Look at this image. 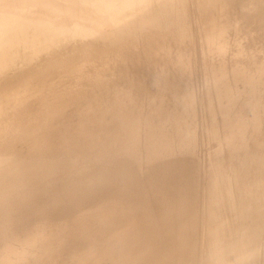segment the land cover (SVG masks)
<instances>
[{"label": "bare ground", "instance_id": "obj_1", "mask_svg": "<svg viewBox=\"0 0 264 264\" xmlns=\"http://www.w3.org/2000/svg\"><path fill=\"white\" fill-rule=\"evenodd\" d=\"M4 1V0H3ZM19 1V0H18ZM17 1V2H18ZM35 2H36V0H34ZM39 1V0H38ZM45 1V0H44ZM56 1V0H55ZM61 1V0H60ZM72 1V0H71ZM80 1V0H79ZM79 1L77 2V3H79ZM94 1V0H93ZM92 1V2H93ZM97 2H99V0H96ZM104 1V0H103ZM102 1V2H103ZM115 1V0H114ZM126 1V0H125ZM125 1H123V3L125 2ZM129 2H131L130 0H128ZM138 1V0H137ZM147 1V0H146ZM145 1V2H146ZM154 1H156V0H154ZM161 1V4H162V0H160ZM170 1V0H169ZM173 1V0H172ZM171 1V2H172ZM178 1V0H177ZM194 1V0H193ZM193 1H191L192 2V5L194 4L195 5V3H193ZM201 1V0H200ZM205 1L206 0H204V4H206L205 3ZM208 1V0H207ZM206 1V2H207ZM214 1H216V0H214ZM220 0H218V2H219ZM227 1H229V0H227ZM226 1V2H227ZM237 1V0H236ZM240 1V0H239ZM243 1V0H242ZM247 1V0H246ZM249 1V3H250V0H248ZM253 1V0H252ZM259 1H261V0H259ZM259 1H255L257 4L258 3H260ZM264 1V0H263ZM7 2L8 3H6V0H5V3H2V1L0 2L1 3V6H2V4H4V6L3 7H5V6H9V8H7V7H5L8 11L7 12H9L11 9H10V7H11V3L13 2H15L16 3V0L14 1H9V0H7ZM25 2H27V5L29 6V5H31V4H28V2L29 1H25ZM25 2L23 1V3L25 4ZM35 2H33L32 4H34ZM47 2V1H46ZM59 2V1H58ZM62 2H63V0H62ZM75 2H76V0H75ZM85 3L86 2H88V1H84ZM83 2V3H84ZM95 2V1H94ZM106 2V1H105ZM117 2V1H116ZM115 2V3H116ZM136 2V1H135ZM142 2V1H141ZM149 2H150V0H149ZM165 2V4H166V1H164ZM175 2H176V0H175ZM180 2V1H179ZM195 2V1H194ZM198 2V1H197ZM209 2V4H211L212 5V1H208ZM222 2V1H221ZM223 2H225V0H223ZM230 2V1H229ZM228 2V3H229ZM233 2V6H232V8L234 7V2H235V0H233V1H231V3ZM245 2V1H244ZM244 2H242V3H244ZM12 3V4H13ZM30 3H31V1H30ZM73 3V2H72ZM104 3V2H103ZM108 3V2H107ZM111 3V2H110ZM110 3H108L109 5H110ZM114 3V2H113ZM122 3V4H123ZM138 3V2H137ZM139 3H140V0H139ZM139 3H138V6H139ZM148 3V2H147ZM147 3L146 4H144L143 6H145V5H147ZM154 3V2H153ZM152 3V4H153ZM157 3V2H156ZM178 3V2H177ZM181 3V2H180ZM180 3H178V4H180ZM202 3V1H201V3H199V4H202V5H204ZM214 3H216V2H214ZM213 3V4H214ZM230 3V4H231ZM237 3V2H236ZM253 3L254 2H252V4L251 5H253ZM262 3V2H261ZM264 3V2H263ZM262 3V4H263ZM6 4V5H5ZM39 3H37V5H38ZM42 4V3H41ZM44 4V6H46V7H44L43 8V6L42 7H40V6H36L37 7V9L40 7V8H43V9H50L49 10V13H52V12H54L55 14H56V12L57 13H59V9L61 8L62 9V7H60L59 8V6H57L58 7V10H56L55 8H53V9H55V11L49 6V8H48V3H47V5H45V3H43ZM42 4V5H43ZM50 4V3H49ZM60 3H58V5H59ZM62 4H66L65 3V1L62 3ZM95 4H96V2H95ZM98 4V3H97ZM96 4V5H97ZM130 4V3H129ZM133 4H135V3H133ZM140 4H142V3H140ZM151 4V3H150ZM157 4H160L159 3V1H158V3ZM165 4H162L163 5V7H164V5ZM184 4V3H183ZM189 4V3H188ZM198 4V3H197ZM208 4V5H209ZM221 4V3H220ZM220 4H214V5H220ZM229 4V5H230ZM246 3H244V5H245ZM256 4V5H257ZM14 5H16L15 7L17 8V4H13L12 6H14ZM18 5H22L21 3H20V1H19V3H18ZM36 5V4H35ZM77 5V4H76ZM80 5V4H79ZM98 5H100V7H101V10H103L104 9V7H102V6H104L105 5V3L102 5L101 3L100 4H98ZM112 5V4H111ZM118 5V4H117ZM124 5V4H123ZM127 2H126V5H124V6H126L127 7ZM171 5V4H170ZM173 5V4H172ZM174 5H176V4H174ZM190 5H191V3H190ZM224 7H225V3L224 4H222ZM226 5H228V4H226ZM228 5V6H229ZM232 5V4H231ZM237 5H239V4H237ZM259 5V4H258ZM257 5V6H258ZM20 6L16 9V11L18 12L19 10V8H20ZM25 6H26V4H25ZM32 7H33V5H31ZM30 6V7H31ZM54 6V5H53ZM67 6V5H66ZM69 6V5H68ZM78 6V5H77ZM81 6H83V5H81ZM86 6V5H85ZM93 6V5H92ZM107 6V5H106ZM105 6V10H107L106 7ZM131 6H132V3H131ZM138 6H137V8H138ZM177 6V5H176ZM200 5H195V7H197V9H199L198 7H199ZM206 5H204L202 8H204ZM235 6H236V4H235ZM246 6V5H245ZM244 6V7H245ZM248 6V5H247ZM246 6V7H247ZM255 6V5H254ZM257 6H255V7H257ZM259 6H261V5H259ZM264 6V5H263ZM262 6V7H263ZM22 7L23 6H21V9H22ZM71 7V6H70ZM99 7V8H100ZM109 7V6H108ZM130 7V6H129ZM134 7H136L135 5H134ZM155 7V6H154ZM156 7H158L157 5H156ZM173 7H175V6H173ZM178 7V6H177ZM194 7V6H193ZM207 7V6H206ZM209 7H210V5H209ZM212 7H214L215 8V6H212ZM218 7V6H217ZM231 7V6H230ZM230 7H227V8H230ZM236 7H238V6H236ZM239 7H243V5H241V6H239ZM238 7V8H239ZM249 7V6H248ZM247 7V8H248ZM261 7V8H262ZM4 8V9H5ZM13 8V7H12ZM26 8H27V6H26ZM26 8H24V9H22V11L20 12L21 13V16L24 14V13H26V12H24L23 13V11H26ZM29 8V7H28ZM27 8V9H28ZM39 8V9H40ZM63 8H64V6H63ZM83 8H85V7H83ZM89 8H91V6L89 7ZM103 8V9H102ZM112 8H113V6H112ZM116 8H120L119 10H121V7H117L116 6ZM122 8H123V11L125 10L124 9V7L122 6ZM145 8H146V6H145ZM147 8H150V6L148 7V5H147ZM147 8H146V10H147ZM165 8H166V5H165ZM176 8V7H175ZM227 8L224 10V9H222L221 10V12L224 10L225 12H227L228 10H227ZM231 8V9H232ZM246 8V9H247ZM252 8V7H251ZM250 8V9H251ZM0 9L1 10H3L2 9V7H0ZM6 9H5V11H6ZM53 11H52V10ZM69 9V8H68ZM79 9H81V7L79 8ZM95 9H96V7H95ZM136 9V8H135ZM170 9L172 10H174L175 11V9L174 8H171V6H170ZM170 9H168V10H170ZM191 9V8H190ZM196 8H195V10H197ZM207 10V8H204V10ZM215 9H217V8H215ZM219 9V8H218ZM217 9V10H218ZM221 9V8H220ZM220 9H219V11H220ZM241 10H242V8H240ZM239 9V10H240ZM254 9V8H253ZM252 9V10H253ZM0 10V11H1ZM13 11L15 10L14 8L12 9ZM12 10H11V12H12ZM41 10V9H40ZM75 10V9H74ZM74 10L72 11V12H74ZM91 10V9H90ZM90 10H89V12H90ZM93 10H94V8H93ZM91 11L93 14H95V11ZM100 9H97V12L99 11ZM104 10V11H105ZM113 10V9H112ZM114 10H116V9H114ZM113 10V11H114ZM118 10V11H119ZM131 10H132V8H131ZM134 10V9H133ZM132 10V11H133ZM139 10H140V8H139ZM142 10H144V7H143V9ZM145 10V11H146ZM153 10H154V8H153ZM158 10H160V9H158ZM161 10H162V8H161ZM192 10H194V9H192ZM200 10H202L201 8H200ZM209 10V12H210V10H212V8H209L208 9ZM207 10V11H208ZM235 10V9H234ZM234 10H231V11H233V12H231V14L233 13L234 14ZM255 10V9H254ZM256 10H258V7L256 8ZM264 10V9H263ZM38 11V10H37ZM42 11V10H41ZM47 11V10H46ZM46 11H45V13H46ZM52 11V12H51ZM66 11H69V10H66ZM66 11H64V12H66ZM75 11H77V10H75ZM80 11V10H79ZM83 11H85V9L83 10ZM87 11H88V9H87ZM108 11H109V8H108ZM112 11V12H113ZM118 11H117V15H119V14H122V13H120L121 11H119V13H118ZM125 11H127V9L125 10ZM128 11H129V9H128ZM138 11V10H137ZM136 11V12H137ZM150 11V10H149ZM163 11V10H162ZM165 11V10H164ZM178 11V10H177ZM181 11V10H180ZM213 11L214 12H216V13H218L217 11H215L214 9H213ZM212 11V12H213ZM224 11L222 12V13H224ZM236 12H237V10H235ZM251 11V10H250ZM250 11L248 12V13H250ZM259 11H260V14H261V10H260V8H259ZM3 12V11H2ZM39 12V11H38ZM48 12V11H47ZM63 12V11H62ZM61 11H60V15H62L63 14V17L62 16H60V15H58V16H60V18H66L65 17V15L66 14H64V12L62 13ZM80 12H82V11H80ZM88 12V13H89ZM110 12V11H109ZM116 12V11H115ZM135 12V11H134ZM148 12V11H147ZM155 12H157V11H155ZM160 11H158L157 13H156V15L158 16ZM166 12H167V9H166ZM182 12V11H181ZM193 12V11H192ZM203 12H205V11H203ZM202 12V13H203ZM212 12H210V13H212ZM213 12V13H214ZM236 12H235V14H236ZM242 12V11H241ZM241 12H239L238 11V15L240 16V13ZM245 13H247V11L245 10L244 11ZM257 12V11H256ZM4 13V12H3ZM36 13L37 12H35V13H32V15L33 14H35L36 15ZM42 13V12H41ZM41 13H39L40 14V16L41 15H43V14H41ZM44 13V12H43ZM62 13V14H61ZM67 13V12H66ZM76 13V12H75ZM78 13V14H77ZM77 15L79 16H82V15H85V17L87 16L86 15V13L87 12H83L84 14H79V12L77 11ZM87 13V14H88ZM92 13H90V15H93ZM100 13V15H101V17H102V14H103V17H102V19L105 17L104 15V13H103V11H102V14H101V12H98V14ZM138 13V12H137ZM168 13H170V12H167V13H164V17H165V14H168ZM195 13V12H194ZM197 13H201V12H196V14ZM208 13V12H207ZM210 13H208L209 15H208V17L209 16H211L210 15ZM216 13H214L215 15H217ZM245 13H243L244 14V16H245ZM253 13V12H252ZM251 13V14H252ZM1 14V13H0ZM7 14V13H6ZM4 15V17H7L8 15ZM29 13H27V15H28ZM48 14V13H47ZM54 14V15H55ZM69 14V17L70 18H72L71 16H70V13H68ZM68 14H67V16H68ZM73 14V13H72ZM76 14L75 15H72V16H76ZM113 14H116V13H114L113 12ZM125 14H127V13H125ZM131 14H132V12H131ZM134 14V13H133ZM132 14V15H133ZM143 14V13H142ZM144 14H145V12H144ZM180 14V13H179ZM182 14H183V12H182ZM185 14V13H184ZM181 15V16H185V15ZM213 14V15H214ZM232 14V15H233ZM242 14V13H241ZM256 13L254 12V14H252V16L253 15H255ZM257 14H258V12H257ZM259 14V15H260ZM53 15V16H54ZM57 15H55V17L57 16ZM96 15V14H95ZM94 15V16H95ZM108 14H106V16H107ZM117 15H115V16H117ZM137 15V14H136ZM136 15H135V17H136ZM140 15L141 14H139V16H137L136 17V19L138 18V17H140ZM150 15V19H153L151 16V13L149 14ZM153 15H154V13H153ZM174 15V14H173ZM195 15V14H194ZM198 15V14H197ZM200 15V14H199ZM199 15H198V18H201V17H204V16H201V17H199ZM204 15H206V12L204 13ZM218 15H219V17H220V14L218 13ZM225 15H226V13H225ZM229 14H227L226 16H228ZM1 16L3 17V14H1ZM10 16H12L11 15V13H10ZM9 16V17H10ZM19 17H20V15H18ZM24 16V15H23ZM26 16V15H25ZM25 16H24V18H25ZM44 16V15H43ZM43 16H41V17H43ZM53 16H51V20H52V17ZM108 16H114V15H112V13H111V15H108ZM108 16L107 17H105V18H108ZM114 16V17H115ZM123 15H121V17H122ZM134 16V15H133ZM157 16H154L155 18L157 17ZM160 16V15H159ZM181 16H179V18L181 17ZM190 16V15H189ZM221 16H222V14H221ZM223 16H224V14H223ZM222 16V17H223ZM234 16V15H233ZM237 16V15H236ZM235 16V17H236ZM257 16V15H256ZM264 16V15H263ZM3 17V19H6L7 21H9L8 19H10V18H4ZM16 17V16H15ZM29 17V16H28ZM35 17V16H34ZM38 16L36 15V18H37ZM45 18H47V21H48V17H50L49 16V14H48V16L46 17V15L44 16ZM77 17V16H76ZM76 17H74V18H76ZM88 17H89V14H88ZM87 17V18H88ZM93 17V16H92ZM95 17H97V16H95ZM113 17V18H114ZM119 17V16H118ZM127 17V16H126ZM130 17V16H129ZM145 18H146V16H144ZM143 17V18H144ZM162 17V16H161ZM167 17H169V16H167ZM176 17V16H175ZM178 17V16H177ZM176 17V18H177ZM186 17V16H185ZM196 17V16H195ZM206 17V16H205ZM204 17V18H205ZM207 17V19L210 21V19ZM212 17V16H211ZM222 17L220 18L221 20H222ZM229 17V16H228ZM235 17H234V19H235ZM246 17V16H245ZM244 17V18H245ZM258 17V16H257ZM12 18L13 17H11V19H10V21L12 20ZM44 18V19H45ZM54 18V17H53ZM56 18H58V17H56ZM56 18H54L53 20H55ZM77 18H79V17H77ZM76 18V19H77ZM86 18V19H87ZM90 18V17H89ZM94 18V17H93ZM93 18H90V19H93ZM104 18V19H105ZM111 18V17H110ZM109 18V19H110ZM115 18H117V17H115ZM114 18V19H115ZM124 18V17H123ZM131 18H133L132 16L130 17V19ZM154 18V19H155ZM183 18V17H182ZM194 18V17H193ZM198 18H196V19H198ZM215 18H218V17H215ZM215 18H214V21H215ZM229 18H231V15H230V17ZM237 18H239L238 16H237ZM247 18H249V17H247ZM246 18V19H247ZM15 19H17V18H15ZM26 19H27V21H28V18L26 17ZM35 19V18H34ZM42 20H44L43 18H41ZM79 19H81V17L79 18ZM95 19V18H94ZM88 20L87 19V21L86 22H88V21H90L91 23H93V24H91V25H95L96 24V22L98 21L99 22V25H103L104 26V24L106 25V21H108V19L106 20V21H103V20H100V21H103V22H101L100 23V21L98 20V18H97V21H95V20ZM121 18H119V20H120ZM127 19H128V17H127ZM127 19H125V20H127ZM139 20H142V19H140V18H138ZM202 19V18H201ZM219 19V18H218ZM223 19H225L224 17H223ZM242 19V18H241ZM250 19V18H249ZM248 19V20H249ZM252 19H257L256 17L254 18V17H252ZM262 19H263V17H262ZM2 20V19H1ZM0 20V21H1ZM20 20H23V19H21V18H19V20H17V25L18 24H21V22L23 23V21H25V20H23V21H21L20 22ZM33 20V19H32ZM50 20V19H49ZM48 21V22H52L51 24L53 25V21ZM66 20H68L67 18H66ZM72 20V19H71ZM78 20V19H77ZM111 20V19H110ZM110 20H109V22H110ZM116 20V19H115ZM117 20H118V18H117ZM118 20V21H119ZM122 20H124V19H122ZM122 20L121 21H119V22H122ZM132 21H131V23H133V20H134V18L133 19H131ZM139 20H137V23H136V25H140V21ZM164 20H165V18H164ZM169 20H170V18H169ZM173 19H171L170 21H172ZM184 20V19H183ZM182 20V21H183ZM205 20V19H204ZM208 20H206L205 22V25H208L209 23H208ZM240 20V19H239ZM248 20H246V22H248ZM259 20H260V18H259ZM258 19L256 20L257 22L259 21ZM9 21V22H10ZM15 21V29H13L11 26L14 24H7V23H5L4 21H3V24H2V22L0 23V25L2 24V25H5V26H10V30H12L13 32L14 31H16L17 32V25H16V20H14ZM14 21H11V22H14ZM20 23H19V22ZM33 21H35V20H33ZM44 21H46V20H44ZM73 21V20H72ZM112 21V20H111ZM140 23H139V22ZM159 21H161L160 19H159ZM176 21H179V20H176L175 19V21H172V24H174V22H176ZM194 21V20H193ZM211 21H212V23H213V20L211 19ZM218 22H219V24L220 23H222V22H224V21H226V19L225 20H223V21H220V20H217ZM228 22H229V19L227 20ZM231 21V20H230ZM237 21V20H236ZM255 21V20H254ZM254 21H253V24H254ZM46 23L45 22V24H49V23ZM67 22H69V21H67ZM71 22V21H70ZM68 23V24H74L73 22H75V24L77 23L76 21H73L72 23ZM126 22V21H125ZM128 22H129V20H128ZM128 22H126V23H128ZM144 22H147L146 20L144 21ZM143 22V23H144ZM154 22H156V23H158L159 24V22L157 21V20H155ZM162 22V21H161ZM160 22V23H161ZM166 22H168L167 20H166ZM196 22H198V21H196ZM203 23L204 21H202V20H200V23ZM234 22V21H233ZM238 22V21H237ZM237 22H235V25L237 24ZM246 22L244 21V25L243 26H245V24H246ZM251 22V21H250ZM263 22H264V20H263ZM5 23V24H4ZM89 23V22H88ZM88 23H87V25H85V26H87V27H85L86 28V30L87 31H89L90 32V30H88L89 29V27H88ZM104 23V24H103ZM111 23H113V22H111ZM117 23V22H116ZM139 23V24H138ZM152 23H153V20H152ZM156 23H155V25H156ZM164 23V22H163ZM178 23V22H177ZM176 23V24H177ZM180 23V22H179ZM178 23V24H179ZM199 23V22H198ZM197 23V24H198ZM199 23V24H200ZM201 23V24H202ZM208 23V24H207ZM227 23V22H226ZM232 23V22H231ZM231 23H228V26H226V25H224L225 24V22L224 23H222L223 25V27H220V28H218L217 29V27H216V30H217V32H216V34H214V37H213V39L210 37V36H212L211 34H210V38H211V40L210 41H208L209 39H207L208 38V35H209V32H210V30H208L207 31V33H208V35H206L207 37H204V35L202 34L201 36H202V38L204 39V41H205V39L208 41V42H212L210 45H211V47H212V45H214V47H215V50H213L214 52L212 53V55L209 57L208 56V58H210L209 60H211V63L212 64H214V62H212V61H216V58L218 57V55L219 54H222V52H224V51H226V50H231L232 49V52L233 51H235L234 53H236V52H238V53H240L238 50H234L235 49V46L237 45L238 46V48H239V45L238 44H235L236 42H235V36L237 35L236 33L237 32H235V34H234V32L232 33V34H234V39H233V44H231L230 42V44H228L227 42H228V40L225 38V35H226V33H227V30H228V28H231L232 26H229ZM249 23V22H248ZM247 23V24H248ZM261 23H262V20H261ZM7 24V25H6ZM25 24V23H24ZM24 24H22V25H24ZM28 25H29V23H27ZM31 24V23H30ZM34 23H32V25H33ZM35 24H38L37 26L40 28L42 25H45V24H42L41 26H39V24L40 23H35ZM34 24V25H35ZM68 24H67V26H68ZM77 24H79V23H77ZM98 24V23H97ZM96 24V25H97ZM114 24V23H113ZM124 24V22H122L121 23V25H123ZM145 24V23H144ZM166 24H169V23H165V25ZM171 24V23H170ZM177 24V25H178ZM181 24V23H180ZM196 24V23H195ZM200 24V25H201ZM204 24V23H203ZM210 24H211V22H210ZM218 24V23H217ZM239 24V23H238ZM238 24L236 25V26H238ZM240 24H241V21H240ZM239 24V25H240ZM246 24V25H247ZM253 24H251V27L249 26V29H247V30H250V31H252L250 28H252V27H254V29H255V27H256V25L255 26H252ZM0 26V31H2L4 28H5V26H4V28H3V26ZM91 25H89V26H91ZM102 25H101V27H102ZM112 25V24H111ZM111 25H110V28L112 29L111 30V32L112 33H114L113 32V29L114 28H112L111 27ZM115 25V24H114ZM119 25H120V23H119ZM118 25V26H119ZM125 25V28H127L126 27V24H124ZM128 25H130L129 23H128ZM127 25V26H128ZM153 25V24H152ZM152 25L150 26V27H152ZM183 25H184V23H183ZM194 25V24H193ZM199 25V26H200ZM215 25H216V23H215ZM232 25V24H231ZM242 25V24H241ZM259 25H260V23H259ZM8 26H7V29H8ZM48 26H50V25H48ZM48 26H42V28L43 27H45V29H46V27L49 29V27ZM56 25H54L53 27H55ZM74 26H76V25H74ZM79 26V25H78ZM84 26V25H83ZM93 26H91L90 28L91 29H93ZM109 26V23L107 24V26L106 27H108ZM116 26V32H117V30L118 29H120V26H119V28H117V25H115ZM131 26V25H130ZM133 26V25H132ZM132 26L130 27V28H132ZM143 26V25H142ZM160 26H161V24H160ZM163 26V25H162ZM180 26V25H179ZM195 26H197V25H195ZM212 28H214V25H210ZM221 26V25H220ZM236 26H234L233 28H231L232 30H236L235 29V27ZM261 26V25H260ZM24 27H25V29L26 28H28V29H31V28H29V26L28 27H26V25H24ZM24 27H22V30H24L23 28ZM35 27V26H34ZM58 27V26H57ZM71 27H73V26H71ZM80 27H82V26H80ZM79 27V28H80ZM98 27V26H97ZM105 27V28H106ZM129 27V26H128ZM134 27H135V25H134ZM139 27V26H138ZM140 27H141V25H140ZM139 27V28H140ZM146 27V26H145ZM156 27V26H155ZM165 27V26H164ZM170 27V26H169ZM172 27H174L173 25H172ZM177 27V26H176ZM181 27V26H180ZM183 27H185V26H182V28ZM192 27V26H191ZM201 27H203V26H201ZM206 28L208 27V26H205ZM242 27V26H241ZM246 27V26H245ZM247 27H248V25H247ZM257 27L259 28V26L257 25ZM263 27H264V24H263ZM3 28V29H2ZM19 28V27H18ZM36 28V27H35ZM34 28V30H36ZM42 28H40V29H42ZM52 27L50 26V30H48V32L50 31L51 32V29ZM83 28V27H82ZM81 28V29H82ZM88 28V29H87ZM99 28H100V26H99ZM99 28H97V30L99 29ZM103 28V27H102ZM125 28H123V29H125ZM137 28V27H136ZM139 28H137V29H139ZM142 28V27H141ZM141 28H140V30H141ZM157 28V27H156ZM161 28V27H160ZM163 28V27H162ZM166 28H168V26L166 27ZM166 28H164V29H166ZM175 28V27H174ZM210 28V27H209ZM237 28V27H236ZM257 28V29H258ZM262 28V27H261ZM261 28H259V29H261ZM33 29V28H32ZM44 29V30H45ZM53 29H56V27L55 28H53ZM69 30L67 31L68 33L71 31L72 32V28L70 29V28H68ZM76 29H77V26H76V28H75V31H76ZM101 29V28H100ZM133 29H135V28H133ZM145 28H143V30H144ZM148 29V28H147ZM155 29V28H154ZM170 29V28H169ZM168 29V30H169ZM175 29H178V28H175ZM175 29H171V31H168L167 33H169V32H171V33H173L174 31L173 30H175ZM186 29V28H185ZM194 29V28H193ZM196 29V28H195ZM198 29H200V28H197V30ZM204 29V28H203ZM215 29V28H214ZM230 29V30H231ZM238 29V28H237ZM244 29H246V28H244ZM256 29V30H257ZM264 29V28H263ZM5 30L6 29H4L3 31L5 32ZM21 29H18V31H20ZM21 30V32H24V31H22ZM27 30V29H26ZM27 31L28 33L29 32H34L35 34L37 33L36 31ZM58 30L60 31V34L62 35V33H63V31L64 32H66V30H67V27H66V30H63L62 31V28H58ZM82 30H84V29H82ZM81 30V31H82ZM101 30H103V29H101ZM108 30H109V27H108ZM120 30H122V29H120ZM125 30H127V29H125ZM124 30V31H125ZM131 30V29H130ZM129 30V31H130ZM152 30H153V27H152ZM152 30H149V32L150 31H152ZM201 30H202V28H201ZM213 30V29H212ZM240 30H242V32H244V34H246V30H244L243 31V27H242V29L240 28ZM240 30H238V31H240ZM8 30H6V33L8 34V32H7ZM39 31V30H38ZM47 31V30H46ZM45 31V32H46ZM53 32H55L54 30H52ZM62 31V32H61ZM74 31V30H73ZM78 32L77 33H80L79 32V30H77ZM85 31V30H84ZM95 32H96V28H95V30H94ZM110 31V30H109ZM132 31V30H131ZM135 31H137L136 29H135ZM165 31H167V30H165ZM183 32L184 31H186V30H184V28H183V30H182ZM181 30H180V36H179V34H178V37H181L182 36V34L183 33H181L182 32ZM229 31V30H228ZM249 31V32H250ZM254 31V30H253ZM16 32H14V33H16ZM21 32H19V34H21L22 35V33ZM27 32L26 33H23V34H27ZM41 32V34H43L44 33V31H40ZM40 32H38V34L40 35V36H42L41 34H40ZM43 32V33H42ZM53 32H51V36H49L50 34H47L48 35V37L46 36L45 38H47V39H50V37L52 38V33ZM98 32L100 33V31L98 30ZM115 32V33H116ZM119 32H123V30L122 31H119ZM118 32V33H119ZM143 32V31H142ZM144 32H147L146 34H151V33H148V31H144ZM156 32H158L157 31V29H156ZM164 32V31H163ZM194 32V31H193ZM199 32V31H198ZM200 32H202L203 33V30L202 31H200ZM205 32V31H204ZM213 32V31H212ZM232 32V31H231ZM260 33H261V30L259 31ZM12 33V32H11ZM10 33V34H11ZM18 33V32H17ZM47 33V32H46ZM59 32H57V35H59V37H60V34H58ZM67 33V34H68ZM73 33V32H72ZM75 33V32H74ZM84 33V32H83ZM92 33H93V31H92ZM112 33H110V35L112 34ZM118 33H117V35H118ZM128 32H125V33H123L125 36L126 35H130V33H128ZM138 33V32H137ZM186 33V32H185ZM206 33V34H207ZM211 33V32H210ZM214 33V32H213ZM239 33V32H238ZM256 33V32H255ZM262 33H264V30L262 31ZM13 34V33H12ZM11 34V35H12ZM35 34H33V36L35 35ZM37 34V35H38ZM54 34L55 33H53V36H54ZM66 34V33H65ZM66 34V35H67ZM81 34H82V32H81ZM88 34H90V33H87V34H85L86 36L88 35ZM97 34V33H96ZM96 34H94L95 36H97V38H98V34L96 35ZM122 34V37L124 36ZM132 34L134 35V37H135V34L136 33H133V31H132ZM156 34V36H157V33H154V34H151V38L153 39V35H155ZM177 34V33H176ZM193 34V33H192ZM197 34V33H196ZM201 34V33H200ZM205 34V33H204ZM231 33L229 32V34H227V35H230ZM239 34H243V33H239ZM252 34H254V32L252 33ZM17 35V37L16 36H14V34L12 35V36H10V35H4V33H1L0 32V56H2V57H4V56H8V58L11 60H7V61H5V62H7V63H5V64H0V70L3 72H7V68L5 67L6 66V64H12L13 63V65L15 64V65H18L19 67H21L20 69H22V72H20V71H18V73H23L21 76V78H23L22 80H23V82H21L22 80H18L19 82L18 83H20L21 82V84L19 85V89H20V91H19V93L18 92H16L13 96H14V98H15V96H18L19 95V98L18 97H16L15 99H17V100H11L13 97H12V95L11 94H13L14 92H13V88H11L9 91L7 90V92L8 93H10L9 95H11L10 97H12V98H10V97H8L7 98V96H6V98H5V100H3L2 98H1V96H0V98L3 100V102H1L2 100H0V123H2L1 121H3V119L6 121V118H4V115L6 114V112L8 111V109L10 108H14L15 109V107L16 106H18V104H23V102H26V103H32V108H35V107H33L34 105H39L40 104V108L38 109V108H35V109H38V111L36 110V111H28V112H33V113H31V115H33V114H37V116H39V118L38 117H36L35 119L36 120H34V121H36V123H35V125H33L32 126V124H33V120H32V118H34L33 116H31L32 118H30V116H29V114H28V121H30V119H31V121H32V124L30 123V127L32 126V127H35V130H32V131H30L29 133H27L26 132V130L24 131V133L26 132L27 133V135H26V133L25 134H22V135H26V136H23V137H25L22 141H19V142H22V144L21 145H24L23 144V142H25V141H27V142H29L28 140H31L32 138H35L34 136L36 135L37 136V134L39 133H51V132H59V131H64V132H67L68 131V129H69V131H70V133H66V134H64L65 136L67 135H71V131L73 130V132L74 133H77V137L76 136H74V137H76L78 140H79V137H87V136H85V134L87 135L88 133V131H86V133H80L78 130H81V128H82V126H87L88 127V125L87 124H94V123H96V124H104V125H108L109 123H111V121H116V122H114L115 124H114V128L112 129V130H110V132H103V131H101L102 130V128H101V130H99L98 129V131H93L92 129H93V125H92V129H91V127H90V131L92 132H94V134L96 133V132H99L98 134H97V136H96V138L92 141V140H87V138L89 139V137H90V139H92L91 137H93L94 135H93V133L91 134V132H89L90 134V136L88 135V137L87 138H85L86 139V141H88L87 143H86V141H85V139H83V142H85V143H83L82 145H77V144H79L78 142L76 143V141H75V143H74V141H73V145L71 144V146H75L76 145V148H74V149H72V150H69V149H71L70 148V146H65L67 143L69 144V141L67 142V140H64L63 139V141L60 139V141L62 142L61 144V147L63 148V150L62 151H60V152H65V149L66 150H69V151H66V153L65 154H63L62 156H60V157H58L57 159L55 158V160H56V162L54 161H52V159H51V163H53L55 166H53V165H50L49 163V165L48 164H46V166L48 165L49 167H50V169H49V167H47V169L49 170V172H48V170H47V173L46 172H44V173H46L47 175H49L47 178H48V182H49V180L51 181V180H53V179H56V178H53V177H68L67 178V180L70 178L71 180H70V182L68 183V185L66 184L67 183V181L65 182V181H62V182H64V184L66 185H64V187L65 188H63L64 190H63V194L62 195H66V199L69 197V195L68 194H71V195H73V196H71L72 198L74 197V200L75 201H77V203H79V204H81V202H83L84 200H83V198L84 197H87L88 196V194L92 191V193L93 192H95V194H96V190L98 189V188H100L101 190H102V187H104V185H106V184H111V185H113L112 187L114 188V189H111L109 192H110V194H109V199H110V202H109V199H106V201L104 202V203H106L105 204V206H103L102 207V205L104 204H101V206H100V208L101 209H97V210H94V209H92L94 212H91V213H88L87 212V214H86V212H85V215H83V216H80L78 213H80V212H77L76 214H78L77 216L79 217L78 219H76V220H74V222L73 223H71L70 221H69V223H71V225L69 226V228H81V227H87L88 228V226H91L92 225V221H94L95 220V222H98V221H106V223L105 222H102L103 223V225L105 226V228H104V226H101V229L102 228H104V229H107V227L106 226H110V221L112 222V223H118L119 221L121 222L122 220H123V216H124V208H122V206H126L127 208H128V210L127 211H168L167 212V215L170 217V219H168L167 220V222L168 223H170V224H172V226H171V228L167 231V232H165V233H157V234H154V233H152V232H147V233H143L142 231H140V230H138V229H141L142 228V226L139 224V222L140 221H133V223H129L130 225H128L126 228H124L120 233H118V234H116V235H112V237L110 238V229H108L107 231L106 230H104V232L103 233H101V235H100V233H97L96 235L94 234V233H96V231H97V229L99 230V228H98V226H99V223H97V224H95V223H93V226H94V224H95V226L96 225H98L97 226V229L96 230H93L94 228H96V227H93L92 229H90V230H93V231H95V232H93V234H91L92 232L90 231V234H88V236L87 237H85V236H83L82 237V233L80 234L81 236H80V238L78 237V235H77V232L75 231V233H76V235H74V234H72V238L71 239H73V235H74V237H77V238H79V240H81L80 241V243L78 242V246H76V245H72L71 244V242L73 243V241H75V238H74V240H69V241H71L70 243H68L69 241H67V239H69V238H65V237H68L67 235H69L68 234V232L70 233V231L67 229L68 227H66V230H64V228L62 227V225H61V222L62 221H60V223H59V226L61 225V228H63V230H61L60 232H62L61 234H59V232L57 233V231H56V233H57V235L55 234V238H53L52 237V239H53V241L52 240H46V239H49V238H51V236L49 237V238H47L48 237V235L47 236H45L46 238H44V236H43V234L41 235V236H43V237H41V236H38L37 235V232L39 231L38 229L40 228V226L39 225H37V223H36V225L37 226H39V227H33V228H35V229H33V230H31V231H27V235H26V237H25V239L23 240V241H20L19 243L17 242L16 243V240H15V243H13V244H11V243H9V245H8V243H6V244H3V243H5V242H2V246H4L5 245V252L7 253V250L9 251H11V249L12 248H15L16 247V249H15V251L17 250L18 251V255H16L17 254V252H16V254H14V257H16L14 260L12 259V261H10L9 262V259L7 260V264H52V263H54V262H56V263H61V264H98V263H100V264H112L113 262H111V258H110V256H119V255H121L122 253H123V255L126 257V256H128V255H132V253H134V252H136L138 249H139V247L141 246L143 249L144 248H146V247H149V246H151V247H158V248H161V246L169 239V240H171L172 239V234H174L175 232H176V229L174 228L176 225L174 224V222H175V219H173L171 216H170V211H201V214H200V212H199V214H198V218L200 219H203L204 220V222L206 223H209V222H211V221H218V220H220V219H222V220H225L224 219V216H225V212L226 211H230V210H232L233 208H239L240 209V211H242V210H244V211H263L262 209H264V143L263 142H258L257 140H256V133H258L259 131H257V130H259V128L258 129H256V127L257 126H259L258 124H262V127L264 128V111H263V113L262 114H259V117H258V114L256 115V114H254L255 116H257L256 118L252 115L253 114V110H254V112L255 113H257L256 112V110L254 109V107H253V105H254V103H257V102H254L253 103V101L252 102H250V103H247V104H245L244 106H242L241 107V110H238V112H236L235 113V111H234V114H231V112H230V114H231V116L230 115H226V113L228 112H226L225 114H224V112L226 111V110H228V109H230V106H233L234 104H232L233 103V101L235 100V97L237 96V95H235L236 93H234L235 91H236V89H235V91H234V89L233 88H235V86L237 85H235V83H236V80H238V76L240 77V75H241V73L238 75V74H236L237 72H239V71H232L231 72V70H230V74L228 73V70H227V74H225L226 72H224V70L222 71V69H220L219 68V70L217 69L216 71L218 72L216 75L215 74H213V77H209L210 79L208 80V79H206L205 78V81L207 82V80H208V82L210 81V83H209V91H208V95L206 96L207 97V99H205V103H206V105L210 108V107H214L216 104H218L220 101L218 100V99H220V98H222V99H220V100H222L223 102L222 103H220L219 105H217V108H215L214 110H215V116H213L212 117V114H213V112H214V110H213V108H212V114L211 113H209L210 111L208 110V108H207V110L209 111L208 113L209 114H211V117L212 118H206V119H208V121H207V123H204L203 121H206V119L205 120H202V119H200V120H202V122L204 123V125H203V127L205 128V124H207V125H213V127L214 128H212L211 129V127L212 126H210V129H211V131H210V129H208L209 128V126H208V128H207V126H206V130L208 129L211 133H208V134H206L207 136L208 135H211V136H213V138H215V137H217V138H219L220 139V146H218V148H216L211 154L210 153H208L209 154V158H208V160H207V162L208 163H212V164H215L216 165V169L214 170V171H210V170H208V172H207V176H206V174H205V176H206V184L207 183H209L210 181H212V185H208L207 184V186L205 187V192H204V196H202L203 198H201L202 200H199V201H203L202 202V204H201V206H199L200 204H197L196 203V201H198V200H194V198L199 194H195L196 193V191H195V189H197V188H194V186L196 187V183H197V179L199 178V171H198V159L196 158V150L198 149V147H199V136L197 137V132L199 131L198 130V126H196L197 125V123H196V125H190L189 123H187L188 124V127H189V125H190V127L188 128L186 125L187 124H185V122H184V124L183 125H185L187 128H185L184 130H182L181 129V125H179V122H181L182 120H184V119H186V120H184V121H187V118L189 117V116H192L193 117V115H194V117H195V111H194V107H196L195 105H196V103H197V100H196V96L195 95H193L192 94V92L190 91L191 89H190V87L191 86H193V85H191L190 86V83H191V79H190V73H189V70H190V61L188 62L187 60H189V59H184L185 58V56L187 55H185L184 56V54H181L182 56H184L183 57V59H182V57L181 56H178V57H181V58H179V61L177 60L176 62H174L173 63V61H172V65H169V68L168 67H166L165 69H161V70H159L158 72H155V74L157 73V75H156V78L158 77V81H159V83L157 84V86H154L155 88H152L151 87V85L150 84H148L150 87V91H151V99H147V101H148V103H149V107H144V106H142V104H141V100H142V98L144 99V97H140V92L142 93L143 91H145V89L144 88H142L143 87V84H146V83H143V80H144V82H146L145 80L148 78V76L150 75V76H154V79H155V74H146V76H145V78L146 79H143V75L144 74H142L141 75V73H140V75L141 76H143L142 78H141V76L139 75V77L141 78H138V76H135L136 78H134V76H133V78H132V76H131V78H132V81H128V83H126V78H124L125 79V85H121L120 84V86H117L116 84H114L113 83V81H112V76L114 77L115 76V72H114V69H115V71L117 70L116 68H114V66H115V64H117V62H118V60H116L117 58L116 57H114V56H112V55H114V52L116 51V50H114V52H113V54L111 55L112 57H114V60L113 61H111L112 59L111 58H109V60H110V62H107V63H104V62H106V61H108V57H107V60L104 58L103 59V57H102V54L101 53H103V51H105L106 53H107V49L105 50V47H107L108 49H110L109 48V46L110 47H113V46H111V44L110 45H108V43H107V45L106 46H104V48H103V46H102V48L103 49H100V50H103L102 52L100 51V50H98L97 52V55H99V54H101V57H102V61H103V63H102V61L101 60H99V61H101L100 62V65H101V63H102V65L99 67L98 66V68H94L93 70H94V72L92 71V69H91V64L88 62V61H86V58L88 57L87 55H89L90 53V51L89 50H91L90 49V47H89V50H86V51H88V53L89 54H87V55H85L86 54V51L82 48V46L84 47V45H82V46H80V45H78V46H76L77 44L75 43V42H71V43H74V44H76L75 45V47H74V45H73V47H71L72 49H71V51H69V52H71V53H69V54H67V52L68 51H66V53H65V55H64V53L63 52H61V49L62 48H59V45L60 46H62V44L60 43V42H62L61 40L62 39H65L66 40V43L65 44H68L67 43V37H68V35L66 36L65 35V37L66 38H64V36H62L63 38H60L61 40H59L58 38V41L59 42H55V41H53V42H55V43H60L59 45H58V47H56V48H54L53 46H52V41L50 42L51 43V47L50 46H48L47 44L49 43L47 40V44L45 43V42H43V43H45L46 45L44 46V47H49L50 49H52V48H54V49H52V50H47L48 52L46 53V49H48V48H46V49H43V46H42V42L40 41V42H38V41H36V43L38 42L40 45H41V47L38 45V43L36 44L35 43V41H34V43L32 42L33 41V37H32V39L31 38H29V37H31V34L29 33L28 34V36L29 37H27V35ZM37 35H35V36H37ZM69 35H71V33H69ZM94 35H92V34H90V37L92 38ZM139 35H140V32H139ZM158 35H160V33L158 34ZM161 35H165V33L164 34H161ZM227 35H226V37H227ZM252 36L253 37V35H250V34H248V32H247V34L246 35H242V38L241 39H239L240 40V42H242L241 40H243V36H246V37H248V36ZM259 35V34H258ZM261 35V34H260ZM34 36V37H35ZM78 37V35H74L73 37H74V39H71V40H75L77 37ZM79 36H80V34H79ZM101 36V35H100ZM99 36V37H100ZM107 36H109V33H108V35H106V37ZM120 37H121V35H119ZM130 36H132V35H130ZM145 36V38H146V35H143V37ZM155 36V37H156ZM163 36L161 37L162 39H163ZM169 36V35H168ZM171 36V35H170ZM176 36V35H175ZM175 36H173L174 38H175ZM197 36V35H196ZM255 36V35H254ZM21 37V38H20ZM37 37H39V36H37ZM55 37H56V35H55ZM54 37V38H55ZM70 37V36H69ZM76 37V38H75ZM82 37H83V35H82ZM89 37V38H90ZM111 36H109V38H110ZM115 37V35L113 34L112 35V37H111V40H112V38H114ZM139 37H142V36H139ZM138 37V38H139ZM142 37V38H143ZM148 37V36H147ZM159 36H157V38H158ZM165 37H167V35H165ZM164 37V38H165ZM183 37H185L184 36V34H183ZM183 37H182V40H183ZM241 37V36H240ZM245 37V38H246ZM262 37H264V36H262ZM44 38V37H43ZM43 38H42V40H43ZM53 38V39H54ZM70 38H72V37H70ZM84 38H86L85 36H84ZM95 38V37H94ZM96 38V39H97ZM101 38H102V36H101ZM101 38H99L98 40H97V42H99V40L101 39ZM119 38V37H118ZM117 38V39H118ZM137 38V37H136ZM144 38V39H145ZM150 37H149V39L148 38H146L145 39V41L148 39L149 41H150V39H151ZM161 38H159V40L161 39ZM171 38V37H170ZM169 38V39H170ZM192 38H194V37H192ZM201 37H200V39H199V41L202 39ZM238 38H239V35H238ZM237 38V39H238ZM244 38V39H245ZM261 38V37H260ZM35 39H40V38H34V40ZM57 39H54V40H57ZM96 39H94V42L96 41ZM103 39H104V37H103ZM108 39V38H107ZM117 39H113L114 41H116ZM121 39V44H122V40H123V38H120ZM125 39V38H124ZM130 40L131 39H133V38H129ZM143 39V40H144ZM169 39L167 40V42L166 43H168V41H169ZM181 38H179V39H177V41L178 40H180ZM202 39V40H203ZM248 39H249V37H248ZM50 40H52V39H50ZM49 40V41H50ZM81 40V39H80ZM88 39L86 38V42L85 43H87L88 41H90V40H88ZM111 40L109 39V41L111 42ZM112 40V44L114 45V41ZM117 40V41H118ZM126 40V39H125ZM128 40V39H127ZM129 40V41H130ZM135 40V39H134ZM133 40V41H134ZM141 39H139V41H140ZM174 40H176V39H174ZM201 40V41H202ZM238 40V41H239ZM250 40H252V38H250L248 41H250ZM82 41V40H81ZM81 41H79V43L78 44H81L80 42ZM93 41V40H92ZM102 41V40H101ZM132 41V40H131ZM138 41V42H139ZM161 41V40H160ZM163 41H164V39H163ZM171 41V40H170ZM169 41V42H170ZM194 41V40H193ZM207 41H206V43H207ZM227 41V42H226ZM76 42H77V40H76ZM103 42V41H102ZM123 42L124 43H126V41H124L123 40ZM128 42V41H127ZM137 42V43H138ZM153 42V41H152ZM174 42V41H173ZM184 42V41H183ZM187 42V41H186ZM195 42V41H194ZM194 42L192 43L193 45H194ZM263 42H264V40H263ZM262 42V44H263V46H264V43ZM104 43V42H103ZM118 43V42H117ZM117 43H116V46H117ZM146 44H147V42H145ZM144 42H143V45H145L143 48H146V44H145ZM155 43V42H154ZM163 42H159L158 43V45L159 44H161L162 46H163V44H162ZM165 43V44H166ZM177 43V42H176ZM178 43H180L179 41H178ZM177 43V44H178ZM200 44L201 43H204L203 41L202 42H199ZM206 43H205V45H206ZM57 44H56V46H57ZM89 44H91L93 47L92 48H94L95 46L92 44V42L90 41V43ZM95 44V43H94ZM99 44H100V42H99ZM102 44V43H101ZM126 44H130L131 45V47H132V43H130V42H128V43H126ZM125 44V45H126ZM139 44V43H138ZM140 44H142L141 42H140ZM149 44V43H148ZM164 44V45H165ZM169 44V43H168ZM167 44V45H168ZM208 44V43H207ZM240 44V43H239ZM35 45H38L37 47H34ZM54 45V44H53ZM69 45H71V44H68L67 46H69ZM86 45H88V44H86ZM90 45V46H91ZM105 45V44H104ZM119 45V44H118ZM142 45V46H143ZM166 45V46H167ZM172 45H173V43H172ZM174 45H175V43H174ZM179 45H181V46H179V48L180 47H182V44H179ZM66 45H64V47H65ZM72 46V45H71ZM97 46H98V43H97ZM115 46V45H114ZM121 46V45H120ZM127 46V45H126ZM171 46V45H170ZM187 46V45H186ZM202 46V45H201ZM201 46H199V47H201ZM207 46V45H206ZM236 46V47H237ZM262 46V45H261ZM99 47V46H98ZM98 47H95V49L96 48H98ZM131 47L129 46V47H125L126 48V54H128L127 53V49L128 48H130L131 49ZM174 47V46H173ZM175 47H178V46H175ZM188 47V46H187ZM203 48H205L204 47V45L202 46ZM201 47V48H202ZM211 47H206L205 49H206V51H208L209 49L208 48H211ZM59 48V49H58ZM69 48H70V46H69ZM124 48V49H125ZM160 48V47H159ZM165 48V47H164ZM200 48V49H201ZM251 48H254V47H251ZM95 49H93L94 51H95ZM115 49H116V47H115ZM122 49V48H121ZM124 49H122L123 51H124ZM129 49V50H130ZM154 49V48H153ZM184 49V48H183ZM182 49V50H183ZM204 49V50H205ZM212 49H213V47H212ZM262 49V48H261ZM260 49V50H261ZM264 49V48H263ZM111 50H113L112 48L110 49V52H111ZM132 51H133V48L131 49ZM148 50V49H147ZM146 50V52H148ZM198 50V49H197ZM202 50V49H201ZM203 50V51H204ZM254 50H255V48H254ZM258 50V49H257ZM256 50V51H257ZM63 51V50H62ZM65 51V50H64ZM94 51H91V52H93V54H94ZM118 51H121V50H117V52ZM125 51L124 52H121L122 54L123 53H125ZM132 51L130 52V53H132ZM137 51V50H136ZM141 51H143V49L141 50ZM191 51V50H190ZM199 51V50H198ZM203 51H200V53L202 54H206L205 52H203ZM210 51V50H209ZM243 51V50H242ZM242 51H241V54H242ZM253 51V50H252ZM255 51V52H256ZM264 51V50H263ZM100 52V53H99ZM116 52V53H117ZM129 52V51H128ZM178 52H180V51H177L176 53H178ZM186 52H189L188 50L186 51ZM193 52V51H192ZM195 52H196V50H195ZM231 52V53H232ZM258 52V51H257ZM63 53V54H62ZM112 53V52H111ZM119 53V52H118ZM117 53V54H118ZM130 53H129V55H130ZM135 52H133V54H131V55H135L134 54ZM143 53V52H142ZM150 53V52H149ZM159 53V52H158ZM157 53V54H158ZM175 53V54H176ZM190 53V52H189ZM226 53H229L228 51L226 52ZM226 53H224V54H226ZM245 52L243 51V54H244ZM250 53H252V52H250ZM249 53V54H250ZM259 53V52H258ZM67 54V55H66ZM95 54H96V52H95ZM110 54V53H109ZM137 54H140V53H136V55ZM146 54V53H145ZM154 54V53H153ZM191 54V53H190ZM197 54V53H196ZM202 54V55H203ZM208 54L210 55V53L208 52ZM237 54V53H236ZM236 54H234V56L236 55ZM240 54V55H241ZM243 54H242V56H243ZM254 54V53H253ZM253 54H251V55H253ZM103 55H104V53H103ZM131 55H130V57H131ZM136 55L135 56H133L134 58H136ZM179 55V54H178ZM198 55V54H197ZM230 55V54H229ZM246 55H248V54H246ZM83 56V57H82ZM84 56H86V57H84ZM90 56H92V58L94 57L93 55H89V57ZM127 56V55H126ZM126 56L124 57V58H126ZM140 56H142V55H139L138 56V58L140 57ZM144 56V55H143ZM142 56V57H143ZM155 56V55H154ZM194 56V55H193ZM203 56H205V55H203ZM227 56H228V54H227ZM231 56H233L232 54H231ZM237 56L238 57H240L239 56V54H237ZM254 56V55H253ZM2 57H0V59H2ZM95 57H97L96 55H95ZM95 57H94V60H95ZM100 57V56H99ZM117 57H119V55H117ZM132 57V58H133ZM146 57H148V56H146ZM173 57H174V55H173ZM172 57V58H173ZM199 57H200V54H199ZM206 57V56H205ZM236 57V56H235ZM238 57H237V59H238ZM248 57V56H247ZM246 57V58H247ZM250 57V56H249ZM82 58V59H81ZM85 58V59H84ZM92 58H90L91 59V61H92ZM132 58H131V60H132ZM145 58V57H144ZM169 58V57H168ZM186 58H187V56H186ZM195 58V57H194ZM207 58V59H208ZM221 60H223V61H219L218 60V58H217V60H218V62H219V65L221 64V63H223V64H225L224 63V57H223V54H222V57L220 56L219 57ZM223 58V59H222ZM250 58H252V57H250ZM250 58H247V59H250ZM81 59V61H79V63H81V64H79L78 66H74V67H72L74 64V62H76L77 60H80ZM84 59V60H83ZM88 59V58H87ZM99 59V58H98ZM101 59V58H100ZM127 59H130L129 58V56H128V58ZM146 59H148V58H145V60ZM150 60H151V58H149ZM158 59V58H157ZM163 59V58H162ZM164 59H166V58H164ZM174 59H178V58H175L174 57ZM181 59V60H180ZM204 59V58H203ZM202 59V60H203ZM117 62H116V61ZM122 60H123V57H122ZM136 60H137V62H138V59L136 58ZM144 60V59H143ZM154 60V59H153ZM168 61V63L170 62L169 61V59H167ZM208 60V61H209ZM239 60H241V59H239ZM242 60H245L246 61V59L244 58V59H242ZM241 60V61H242ZM38 62L39 64H41V67L40 68H42V65L43 66H45V67H43L41 70L38 68V66L36 67V68H38V69H35V68H32V67H30L31 66V64L33 63V62ZM90 61V60H89ZM90 61V62H91ZM124 62H126V60L124 59L123 60ZM128 61V63H129V60H127ZM135 61V60H134ZM134 61H133V63H134ZM139 61H141L142 62V60L140 59ZM147 61V60H146ZM149 61V60H148ZM157 61V60H156ZM162 61H164V60H162ZM205 61H207L206 59H205ZM248 62L250 61V60H247ZM246 61V62H247ZM11 62V63H10ZM94 62V61H93ZM96 62L97 61H95V63L93 64L94 66H95V64H96ZM120 62H121V59H120ZM124 62H122V65H124L123 63ZM132 62V61H131ZM130 62V63H131ZM136 62V61H135ZM164 62H166V61H164ZM166 62V63H167ZM193 62H196V60H194ZM221 62V63H220ZM251 63H253L254 61H250ZM1 63V62H0ZM4 63V62H3ZM70 63H72L73 65L71 66V64ZM76 63H78V61L76 62ZM75 63V64H76ZM98 64H99V62H97ZM119 63V62H118ZM127 63V62H126ZM142 63H146V62H142ZM167 63V64H168ZM206 63H208V62H205L204 64H205V66L204 67H206L205 68V70L201 67V69H203L204 71H206V69H208V67L207 66H209L208 64H206ZM256 63V62H255ZM258 63H260V62H257V64L256 65H258ZM70 66H69V65ZM120 64V63H119ZM118 64V65H119ZM136 64V63H135ZM137 64H139V63H137ZM136 64V65H137ZM150 64H151V62H150ZM164 63H162V65H163ZM167 64L166 65H163V66H167ZM171 64V63H170ZM196 64V63H195ZM210 64V63H209ZM222 64V65H223ZM9 65H7V67L9 66ZM34 65H36L35 63H34ZM77 65V64H76ZM97 65V64H96ZM121 65V66H122ZM134 65V64H133ZM143 65H145V64H143ZM147 65H149L148 64V62H147ZM156 66H158L157 64H155ZM207 65V66H206ZM211 65V64H210ZM216 65H218V63H216ZM219 65H218V67H219ZM221 65V66H222ZM227 65V64H226ZM243 65V64H242ZM242 65H239L238 64V66L240 67V66H242ZM244 65H245V62H244ZM246 65H248V64H246ZM249 65H250V63H249ZM253 65V64H252ZM252 65H250V66H252ZM255 65V66H256ZM261 64H259V66H260ZM151 66V65H150ZM150 66H148V67H150ZM160 66V65H159ZM159 66H158V68H159ZM162 66V67H163ZM213 66V65H212ZM220 66V67H221ZM6 69H5V68ZM12 67V66H11ZM11 67H9V72H11L12 73V70H11ZM93 67V66H92ZM95 67H97V66H95ZM115 67H117V65L115 66ZM120 67V66H119ZM127 67V66H126ZM134 67H136L135 65H134ZM147 67V66H146ZM171 67H173V68H171ZM224 67V66H223ZM226 67V66H225ZM244 67V66H243ZM248 67V66H247ZM256 67H258V66H256ZM14 68V67H13ZM113 68V69H112ZM118 68V67H117ZM131 68V67H130ZM140 68V67H139ZM171 68V69H170ZM209 68H210V66H209ZM213 68H215L214 66H213ZM222 68V67H221ZM235 68H237V66L235 67ZM242 68V67H241ZM246 68V67H245ZM252 68V67H251ZM250 68V69H251ZM142 69V68H141ZM160 69V68H159ZM227 69V68H226ZM226 69H225V71H226ZM248 69H249V67H248ZM249 69V70H250ZM257 69V68H256ZM255 69V67H254V69L252 68L251 69V71H250V74H248V76L246 77V80H247V82H246V85H245V87H244V89L245 90H256V89H258V90H256V94L254 95V97L255 98H258V99H260V98H262V95H264V74H263V72H264V70L263 69H261V71H263L262 73H261V71L259 72V71H257ZM38 70H40V71H38ZM122 70H124L123 68H122ZM140 70V69H139ZM143 70H145V69H143ZM142 70V72H144ZM148 70V69H147ZM146 70V71H147ZM153 70V69H152ZM157 70V69H156ZM170 70H172V71H174L175 72V76L173 75H171L172 77V79H167V77L168 76H166L165 77V74L167 73V75L168 74H171L169 71ZM197 70V69H196ZM243 70H244V68H243ZM246 70V69H245ZM15 71H16V69H15ZM41 71L43 72V73H41ZM121 71V70H120ZM155 71V70H154ZM191 71V70H190ZM200 71V70H199ZM0 73L2 76H4L5 77V74L4 73ZM9 72H8V74H9ZM50 72L51 73H53V74H51V76L49 75L50 74ZM93 72V73H92ZM122 72V71H121ZM129 72H131V69L129 70ZM169 72V73H168ZM235 72V73H234ZM249 72V71H248ZM10 73V74H11ZM15 73V72H14ZM13 73V74H14ZM48 74L50 77V79H48L49 81H47V79H46V83L44 82L45 80L44 79H39V76L41 75V74ZM145 73H147V72H145ZM152 73H153V71H152ZM199 73V72H198ZM201 73H203V71L201 72ZM213 73H215L214 71H213ZM245 74H247V72H244ZM9 74V75H10ZM56 74V75H55ZM92 74H94V77H95V75L96 74H98V75H96L97 77H99V74H103L102 76H101V78H98V79H93L92 78ZM121 74V73H120ZM118 75V76H120V77H124L125 75L123 74V75ZM127 74H129V73H127ZM127 74H126V76H127ZM195 74V73H194ZM197 74V73H196ZM205 74V73H204ZM203 74V75H204ZM7 75V74H6ZM8 75V76H9ZM19 75V74H18ZM36 75H39L38 77L36 76ZM117 75V74H116ZM134 75H136V74H134ZM148 75V76H147ZM201 75V74H200ZM211 75H212V72H211ZM242 75H244V74H242ZM35 76H36V78H37V81H38V79H39V81L41 80H44L43 81V85H42V87L41 88H43V86H44V90H45V93H44V95H43V91L41 92L42 94H40V93H37V92H40L41 90H39V89H41V88H39L38 89V85L39 86H41L39 83H38V85H37V87H35L36 89H38L37 90V92H35V88L33 87V89H35V90H33V92H32V90H29V89H31V87L33 86V84H34V86L36 85V83H34V82H36L34 79H35ZM46 76V75H45ZM45 76H43V77H45ZM52 76L54 77L53 79H52ZM125 76V77H126ZM150 76H149V79L151 80V79H153V77L152 78H150ZM170 76V75H169ZM202 76V75H201ZM3 77V78H4ZM15 77H17V76H15ZM14 77V78H15ZM20 77V76H19ZM192 77V76H191ZM194 77V76H193ZM204 77V76H203ZM229 77V78H228ZM245 77V76H244ZM34 78V79H33ZM47 78H48V76H47ZM116 78V77H115ZM115 78H113V79H115ZM119 78V77H118ZM130 78V79H131ZM195 78V77H194ZM229 79V80H227V79ZM242 78H243V76H242ZM7 79H13V77H12V74L10 75V77H8ZM52 79V80H51ZM122 79V78H121ZM143 79V80H142ZM244 79V82H245V78H243ZM242 79V80H243ZM15 80V79H14ZM32 80H34V82H32ZM51 80V81H50ZM116 80V79H115ZM156 80V79H155ZM194 80V79H193ZM202 80V79H201ZM123 81V80H122ZM122 81L120 82V83H122ZM154 81V80H153ZM152 81V82H153ZM205 81H204V83H205ZM241 80H240V78H239V80L237 81V82H240ZM31 82H32V86L30 87V84H31ZM50 82H52V83H50ZM147 82L149 83V81L147 80ZM194 82V81H193ZM198 82H199V80H198ZM241 82H243V81H241ZM240 82V83H241ZM2 83V82H1ZM10 83H12V81L11 80H9V84ZM13 83H17V81L16 82H13ZM153 83H155V82H153ZM5 84V83H4ZM7 84V83H6ZM123 84V83H122ZM206 84V83H205ZM244 84V83H243ZM12 85V84H11ZM147 85V86H148ZM153 85V84H152ZM156 85V84H155ZM204 85V84H203ZM203 85H202V87H203ZM207 85V84H206ZM235 85V86H234ZM1 86V85H0ZM3 86V85H2ZM6 86V85H5ZM146 86V85H145ZM208 86V85H207ZM244 86V85H243ZM8 87V86H7ZM12 87H14V86H12ZM15 87H17V84H15ZM27 87H30L28 90L29 91H27L26 90V88ZM3 88V87H2ZM10 88V87H9ZM6 89V88H5ZM16 89V88H15ZM14 89V90H15ZM19 89H16V90H19ZM142 89H144L143 91H142ZM147 89V88H146ZM207 89H208V87H207ZM2 91H0V93H5V91L6 90H4V88L3 89H1ZM4 90V91H3ZM195 90V89H194ZM194 90H193V92H194ZM197 90V89H196ZM27 91V92H26ZM147 91V90H146ZM200 91V90H199ZM202 91V90H201ZM205 91V90H204ZM252 91H250V92H252ZM29 92V93H28ZM148 92V91H147ZM18 93V94H17ZM35 93H37L38 94V96H39V94L41 95L40 97H39V99L37 98L36 99V97H34L36 94ZM206 93V92H205ZM17 94V95H16ZM35 94V95H34ZM144 94V93H143ZM200 94V93H199ZM202 94V93H201ZM253 94V93H252ZM1 95V94H0ZM5 95H6V93L5 94H3L2 95V97H5ZM8 95V96H9ZM142 95V94H141ZM162 95H164L165 97H167L168 99H162ZM235 95V96H234ZM256 95H258L257 97H256ZM37 96V95H36ZM37 96V97H38ZM203 96V95H202ZM250 96V95H249ZM204 97V96H203ZM252 97H253V95H252ZM252 97L250 96L249 98L250 99H252ZM253 97V98H254ZM200 98H202V97H200ZM236 98H238V97H236ZM197 99H198V97H197ZM202 100V99H201ZM217 100L219 101V102H217ZM261 100V99H260ZM264 100V99H263ZM262 100V101H263ZM236 101H238L237 99H236ZM235 101V102H236ZM256 101H257V99H256ZM200 102V101H199ZM259 102V101H258ZM34 103H36V104H34ZM38 103V104H37ZM237 103V102H236ZM259 103H262V102H259ZM239 104H241V103H238V105ZM243 104V103H242ZM200 105V104H199ZM203 105H204V103H203ZM237 105V104H236ZM259 105V104H258ZM24 106H25V104H24ZM36 106V107H37ZM202 106V105H201ZM256 106V108H258L257 107V105H255ZM26 107V106H25ZM198 107V106H197ZM202 107H204L205 109H206V106L204 105V106H202ZM236 107H238V106H236ZM259 107H260V105H259ZM263 107V109H264V105L262 106ZM261 107V108H262ZM17 108V107H16ZM27 108V107H26ZM31 108V109H32ZM9 109V110H10ZM25 109V108H24ZM195 109H197V108H195ZM198 109H199V107H198ZM232 109H234V107H232ZM232 109H230V111L232 110ZM237 109H239V108H237ZM263 109H261V110H263ZM12 110V109H11ZM10 110V111H11ZM18 110H19V108H18ZM17 110V111H18ZM23 109H21V111H22ZM29 110V109H28ZM259 110V109H258ZM261 110H260V112H261ZM5 111V112H4ZM16 111V112H17ZM20 111V112H21ZM24 111V110H23ZM206 111V110H205ZM237 111V110H236ZM4 112V113H3ZM13 112V111H12ZM20 112H19V114H20ZM35 112V113H34ZM197 112V111H196ZM233 112V111H232ZM4 115H3V114ZM18 113V112H17ZM16 113V114H17ZM194 113V114H193ZM197 113H199V112H197ZM202 113V112H201ZM229 113V112H228ZM227 113V114H228ZM247 113H252L250 116L251 117H248L247 116ZM259 113V112H258ZM19 114H18V117H19ZM24 114V113H23ZM200 114V113H199ZM205 114V113H204ZM203 114V115H204ZM224 114V115H223ZM11 115V114H10ZM15 114H12V116H14ZM26 115V114H25ZM206 115V114H205ZM218 115V116H217ZM234 115V116H233ZM8 116H9V114H8ZM16 116V115H15ZM14 116V117H15ZM223 116H226L225 118H223ZM228 116V117H227ZM14 117H12V118H14ZM18 117L12 122V124L10 123V121H9V123L11 124V125H15V121L17 122V121H19V122H22V120L20 119V117H19V120H18ZM191 117V118H192ZM193 117V119H195ZM203 117V116H202ZM210 117V116H209ZM10 118V117H9ZM9 118H7V121H6V123L8 122V119ZM23 118V117H22ZM24 119V118H23ZM37 119H38V121H37ZM191 120V119H190ZM5 121L3 122V124L5 123ZM26 122V124L27 123H29V122ZM30 121V122H31ZM189 121V120H188ZM23 122H25L24 120H23ZM183 122V121H182ZM190 122V121H189ZM201 122V123H202ZM5 123V124H6ZM113 123V122H112ZM191 124H193L194 123V120H193V123L192 122H190ZM202 123V124H203ZM3 124L1 125V126H3ZM9 124V125H10ZM26 124H24V125H26ZM177 124L179 125V126H181L180 127V132H175L176 134H168V132L169 131H171V129L170 128H172V126L174 127V125H176L177 126ZM181 124V123H180ZM202 124H201V126L200 127H202ZM8 125V126H9ZM13 125V126H14ZM90 125V126H91ZM95 125V124H94ZM238 125V126H237ZM0 126V127H1ZM5 126V125H4ZM2 127V128H10V131L12 130H17V132L16 131H13L14 132V134L12 133V131H11V133H10V136H11V138H17L16 136H17V134L19 133H21L20 131H22V130H20V131H18V129H22V128H18L17 127V129H15V126H19V125H15L13 128L14 129H12L11 128V126H7L6 125V127ZM101 126V125H100ZM176 126L174 127V128H176ZM179 126H178V128L176 129V130H179ZM184 126V127H185ZM236 126L237 127H240V126H242L243 127V131H241V132H237V133H235L234 134V131L233 130H235V128H236ZM21 127H23V125L21 126ZM27 127H29L28 125H27ZM29 127V129L31 130V128ZM96 127H99V126H97L96 125ZM1 128V130H3L2 131V133H1V131H0V148H3L2 149V151H1V154L3 155V154H6V156H8L7 155V153L10 155H12V151L14 150H17L18 148L16 147V146H14L16 149H13V145H11V143H15L14 141L13 142H10V137H9V139L7 140L8 142H9V144L11 145V147L9 146V144H7L8 142L6 141V137L4 136L5 134H6V136H7V132H8V130H5V131H7L5 134L3 133V132H5L4 131V129H2ZM89 128V127H88ZM88 128L86 129V130H88ZM183 128V127H182ZM24 129V128H23ZM28 129V130H29ZM109 129H111V128H109ZM239 129H241V127L239 128ZM239 129H237L236 128V130H239ZM65 130H67V131H65ZM97 130V129H96ZM105 130H106V128H105ZM108 130V129H107ZM172 130L174 131V129L172 128ZM200 130H201V128H200ZM206 130H204V131H206ZM263 130V129H262ZM76 131V132H75ZM208 131V132H209ZM257 131V132H256ZM263 132H264V130H263ZM8 133V134H9ZM15 133H17V134H15ZM62 133V132H61ZM74 133H72V134H74ZM170 133V132H169ZM174 133V132H173ZM199 133H200V131H199ZM204 133V132H203ZM207 133V132H206ZM11 134H13L14 136L12 137V135ZM18 134V135H19ZM53 134V133H52ZM59 134H60V132H59ZM45 135H47V134H45ZM62 135H63V133H62ZM61 135V136H62ZM74 135H76V134H74ZM205 135V134H204ZM260 135V134H259ZM259 135H258V137H259ZM59 136V135H58ZM65 136H64V138H65ZM66 136V137H67ZM94 136V137H95ZM3 137H5V138H3ZM7 137V138H8ZM20 137V136H19ZM39 137V136H38ZM44 137V136H43ZM49 137V136H48ZM60 137V136H59ZM63 137V136H62ZM73 137V138H74ZM209 137V136H208ZM21 139H22V136L20 137ZM69 138H71V137H69ZM73 138H71V139H73ZM204 139H205V137H203ZM212 138V137H211ZM210 138V139H211ZM216 138V139H217ZM5 139V143L3 142V140ZM65 139H67V138H65ZM70 139V140H71ZM75 139V138H74ZM76 139V140H77ZM207 139V138H206ZM205 139V140H206ZM209 139V138H208ZM216 139H215V141H216ZM13 140V139H12ZM11 140V141H12ZM19 140V139H18ZM34 140V139H33ZM38 140V139H37ZM44 140V139H43ZM69 140V139H68ZM82 140V139H81ZM214 140V139H213ZM67 142L66 144H65V142ZM80 141V140H79ZM207 141V140H206ZM18 142V141H17ZM32 142V141H31ZM52 142V141H51ZM70 142H72V140L70 141ZM201 142V141H200ZM210 142H211V140H210ZM35 143H37V142H35ZM43 143V142H42ZM46 143V142H45ZM49 143V142H48ZM47 143V144H48ZM63 143L65 144V145H63ZM203 143V142H202ZM212 143V142H211ZM16 144V143H15ZM18 144L19 143H17L16 145L18 146ZM19 144V145H20ZM29 144L30 143H26V146H28L29 147ZM53 144V143H52ZM215 144V143H214ZM216 144H218V143H216ZM3 145V146H2ZM30 145H33L32 143L30 144ZM42 145V144H41ZM46 145V144H45ZM58 145H59V143H58ZM70 145V144H69ZM144 146V148H150V149H152V150H154V153L155 154H159V153H163L164 151H167V155H169L170 157L171 156H173L174 157V159L175 158H181V159H179V161L180 160H185L186 161V168H184V162L185 161H182L183 162V164H180V166H182L183 165V167H178L179 169H174V167L177 165V164H179V163H177L175 166H173V168L172 169H170L169 167V169H163V168H161L163 165L165 166V164H161V167H159L158 165H160V162L162 163V162H164V160H166L167 158H164L163 159V161H158L162 156H160V158H157V157H159V156H152V158H155V160L156 159H158L157 160V162H159V164H154L152 161L151 162H147V164L149 163H151L150 165H151V167H150V165L148 166V168L150 167L152 170H151V172H152V174H151V177H150V179H149V174L148 173H150V172H147V174L149 175H147L148 176V178L147 179H149V180H151L150 181V183H148V186L149 185H152V184H154V185H152L151 187H153V188H149V190L150 189H152V190H150V191H152V192H154V194L155 195H157L156 193H158V195H160L159 193H164V191L165 192H168L167 194H165V195H160L161 197H159V199L161 198V200H160V202H157V204H155V206L153 207L152 205H150V203L148 204V201L146 200V194H147V198L151 195V193L152 192H150L149 190V196H148V191H146L147 193H145L144 191L145 190H143V191H140L141 189H139L142 185L140 184L141 182V180H143V178L142 179H140V181L138 182V181H135L139 176H141V174H142V171H144V170H142L141 171V174H139V176H138V174H137V172L138 171H136V169L141 165V167H142V165H144L143 163L142 164H139V163H141V162H145L146 160H148V158L151 156L150 154H149V157L146 159V156H144L145 158H144V160L143 161H141V162H138L139 161V159H138V157H143V154L141 153V152H137V151H139L140 149V147L139 146ZM219 145V144H218ZM25 146V145H24ZM36 146H38V144L37 145H35V147ZM47 146V145H46ZM55 146V145H54ZM57 146V145H56ZM63 146H65L66 148L64 149V147ZM141 146V147H142ZM19 147V146H18ZM21 147V146H20ZM48 147V146H47ZM50 147V146H49ZM61 147H59V148H61ZM138 147V148H137ZM213 147H215V146H213ZM217 147V146H216ZM41 148V147H40ZM61 148V149H62ZM210 148V147H209ZM11 149H13L12 151H11ZM37 149V148H36ZM44 149H46L45 147H44ZM56 149V148H55ZM143 149V148H142ZM146 149V150H147ZM30 150V149H29ZM43 150V149H42ZM49 149H47L46 151H48ZM58 150V149H57ZM60 150V149H59ZM143 150H145V149H143ZM143 150H141V151H143ZM151 150V151H152ZM210 150V149H209ZM31 151V150H30ZM29 151V152H30ZM39 151H40V149H39ZM50 151V150H49ZM56 151V150H55ZM93 152L94 154H93V161H95V163H94V165H97L98 166V168H96V169H98L99 171L97 172V173H94V171L93 172H91L90 170H91V165H88V164H86L85 163V161L86 160H89V159H86V157H84V156H87V155H84V153H87L88 154V152ZM150 151V150H149ZM149 151H147V152H149ZM37 152V151H36ZM41 152V151H40ZM38 153V154H34L33 155V157L34 158H36V159H38V157H39V159L37 160V161H41V159H40V155H41V153ZM43 152V151H42ZM45 152V151H44ZM43 152V153H44ZM54 152V151H53ZM196 152V153H195ZM17 153H18V151H17ZM17 153L15 154V157H16V155H17ZM32 153V152H31ZM48 153H50V152H48ZM59 153V152H58ZM138 153L139 154H141V155H139V156H137L138 155ZM150 153V152H149ZM202 153V152H201ZM0 154V155H1ZM13 154H14V152H13ZM45 154V153H44ZM91 154V153H90ZM1 155V156H2ZM55 154H53V156H54ZM61 155V154H60ZM89 155V154H88ZM145 155V154H144ZM21 156V155H20ZM26 156H28V155H26ZM25 156V157H26ZM45 156V155H44ZM43 156V157H44ZM137 156V159L136 160H138L136 163H132V162H134V157H136ZM10 157V156H9ZM42 157V158H43ZM50 157H51V155H50ZM55 157V156H54ZM54 157H51V158H54ZM170 157H168V158H170ZM204 157V156H203ZM29 158H32V157H29ZM46 158V157H45ZM89 158V157H88ZM163 158V157H162ZM182 158H184V159H182ZM0 159H2L3 161L5 160V158L3 159L2 157L0 158ZM24 159V158H23ZM44 159V158H43ZM43 159H42V163L44 162L43 161ZM47 159H50L49 158V156L47 157ZM46 159V162L47 161H50V160H47ZM90 159H91V156H90ZM146 159V160H145ZM151 158H149V160H150ZM207 159V158H206ZM8 161H9V163H11V159H7ZM7 160H6V162H7ZM16 160H18L17 158H16ZM20 160V159H19ZM17 161V162H13V165L11 164V167H9L10 169H9V171H17V172H15V173H11V172H9L11 175H15L16 173H18L20 170H19V168L21 167L20 165L22 164L23 165V163H21L20 161ZM27 160V159H26ZM25 159L23 160V162H24V167H25V161H26ZM33 160V159H32ZM45 160V159H44ZM141 160V159H140ZM151 160H153V159H151ZM162 160V159H161ZM170 160V159H169ZM258 160H260V162H256V161H258ZM3 161H0L1 163L3 162ZM31 161V160H30ZM34 161H35V159L33 160V163H34ZM154 161V160H153ZM177 161V160H176ZM176 161H174V162H176ZM32 162V161H31ZM46 162H44V163H46ZM170 162L172 163V165H173V161H172V158H171V160H170ZM181 162V163H182ZM188 162V163H187ZM206 162V163H207ZM4 164H5V162H3ZM8 163V162H7ZM19 163H21L20 165H18ZM41 163V164H42ZM139 164L138 165V167L135 169V168H133L134 166H132L131 167V165H127V164ZM155 165H153V164ZM164 163H166V165L168 166V162L166 161V162H164ZM36 164V163H35ZM147 164H145L146 166H147ZM1 165V164H0ZM3 165V164H2ZM2 165H1V167H2ZM8 166H10V164H7ZM39 165V164H38ZM153 165V166H152ZM170 165V164H169ZM4 166V165H3ZM5 166H6V164H5ZM30 166H31V164H30ZM40 166V165H39ZM93 166V165H92ZM96 166V167H97ZM157 166L159 167V168H157ZM177 166H179V165H177ZM129 167H131V168H133V170L132 169H130L131 170V173H133V171H134V175H131V176H136L137 178L136 179H132V181H128L127 180V178H130L131 176H129L131 173H130V170L129 171H127V169L126 168H129ZM144 167V166H143ZM166 167V166H165ZM5 168V167H4ZM27 168H28V166H27ZM42 168V167H41ZM44 168V167H43ZM108 168H111V171L113 172V171H117V175L120 173L121 174V176L122 177H124L123 175L124 174H122V173H125L126 174V172H128L129 174H128V176L129 177H126V178H120L121 176H117L118 178L117 179H115V178H112V174H111V178L110 179H113V180H109L108 181V179H107V177L105 176V174H106V172H107V169ZM161 168V169H160ZM167 168V167H166ZM184 168V169H183ZM206 168V167H205ZM29 169V171H27L28 172V177H29V180L31 179H33L34 180V182L36 181V179H34V178H30V177H37V179H38V177H40L41 178V176H42V171L40 170V168L37 166V167H35V168H28ZM45 169L43 170V171H45ZM93 169V168H92ZM139 169H140V167H139ZM142 169V168H141ZM143 169H145V171H146V169H147V167L146 168H143ZM1 170H3V169H0V172H1ZM4 170H8V168L7 169H4ZM3 170V171H4ZM19 170V171H18ZM26 170L27 169H25V172H26ZM94 170V169H93ZM138 170V169H137ZM204 170V169H203ZM2 171V172H3ZM41 171V172H40ZM96 171V170H95ZM106 171V172H105ZM123 171V172H122ZM125 171V172H124ZM136 171V172H135ZM144 171V172H145ZM147 171H149V169H147ZM1 172V173H2ZM6 171H4L3 173H5ZM24 172V173H25ZM26 172V173H27ZM104 172H105V174H104ZM122 172V173H121ZM139 172H140V170H139ZM2 173V174H3ZM23 173V174H24ZM26 173H25V175H24V177H27V175H26ZM48 173H50V174H48ZM110 173V172H109ZM114 173H116V172H113V174ZM146 173V172H145ZM144 173V174H145ZM201 173V172H200ZM10 174H6V175H9L10 176ZM45 174V175H46ZM144 174H142V175H144ZM4 175V174H3ZM3 175H2V177H3ZM18 174H16V178L15 179H17L18 177H21L22 175H18ZM41 175V176H40ZM53 175H55V176H53ZM116 175V174H115ZM127 175V174H126ZM125 175V176H126ZM7 177V178H9L10 180L12 179L11 177ZM145 176H146V174H145ZM146 176V177H147ZM176 176H178V178L181 180L180 182H181V184H178V181L176 182L175 181V178H177ZM44 176H42V178H43ZM110 177V176H109ZM116 177V176H115ZM144 177V176H143ZM145 177V178H146ZM160 177H164L165 179L163 180V181H157L156 180V178H160ZM39 178V179H40ZM47 178H46V180H47ZM52 178V179H51ZM132 178V177H131ZM141 178V177H140ZM144 178V179H145ZM200 178H202V177H200ZM199 178V179H200ZM24 179V178H23ZM23 179H20V180H18V182H16V183H19V181H21V180H23ZM38 179V180H39ZM3 179H0V188H2L1 186V183H3V182H1ZM14 180V179H13ZM26 180H27V178H26ZM25 180V182H27ZM30 180V181H31ZM32 180V181H33ZM37 180V181H38ZM44 180V179H43ZM57 180V179H56ZM63 180V179H62ZM146 180V179H145ZM177 180V179H176ZM58 181H60V180H58ZM7 182V181H6ZM13 182V181H12ZM11 181L10 182H7V186H9V185H13V184H11L12 183ZM24 181L23 182H21V183H25ZM29 182V181H28ZM42 182V181H41ZM43 182H45V181H43ZM57 182V181H56ZM136 182L139 184V186L140 187H138L137 186V184H136ZM145 182H147V180L145 181ZM149 182V181H148ZM151 182H152V184H151ZM179 182V183H180ZM200 182H201V179H200ZM203 182H205V180H203ZM8 183H10V184H8ZM13 183H15V182H13ZM15 183V184H16ZM33 183V182H32ZM38 183V182H37ZM47 183V182H46ZM59 183V182H58ZM58 183H57V185H58ZM143 184H144V182H142ZM6 183H4L3 185H5ZM34 184V183H33ZM42 184V183H41ZM52 184H54V187H55V185H56V183L55 182H53L52 181ZM52 184L50 185V183H48V185H50V186H52ZM199 184V183H198ZM18 185V184H17ZM16 185V186H17ZM20 185H22V184H20ZM45 185V184H44ZM47 185V184H46ZM45 186V188L43 187H41V189L40 190H38V187H37V190L39 191V193H41V192H43L44 194H45V192L43 191V189H46V187H47V190H48V187L49 186ZM60 185V184H59ZM62 185V184H61ZM60 185V186H61ZM144 185H146V183L144 184ZM200 185V184H199ZM15 186V185H14ZM23 187L25 186V185H22ZM27 187H28V185H26ZM25 186V187H26ZM29 186H31L30 184H29ZM33 186V185H32ZM37 185L35 184V187H36ZM39 186V185H38ZM59 186V187H60ZM202 186H204V184L202 185ZM12 187V186H11ZM18 187L21 189L22 187L21 186H19L18 185ZM25 187H24V189H25ZM34 187V186H33ZM34 187V188H35ZM53 187V188H54ZM105 187H107V185L105 186ZM104 187V188H105ZM108 187H109V185H108ZM111 187V186H110ZM110 187H109V189H110ZM16 188V187H15ZM15 188H14V190H15ZM56 188H57V186H56ZM61 187H60V189L59 190H61L62 189ZM97 188V189H96ZM142 188V187H141ZM148 187H146V188H144V189H147ZM4 190L6 189H8V190H10L9 189V187L8 188H3ZM12 190H13V187L11 188ZM18 189V188H17ZM20 189H18V190H20ZM23 189V188H22ZM21 189V190H22ZM23 189V191H22V193H17L18 192V190H17V192H13V194H16V196L15 197H17V198H19L20 196H17V194H19V195H21V196H23V193L25 192V190ZM29 189V188H28ZM28 189H27V191H28ZM30 189H32V187L30 188ZM50 189H52L51 187H50ZM93 189H95L94 191H93ZM204 189V188H203ZM2 189H0V193L3 191H1ZM12 190H11V193H12ZM13 190V191H14ZM20 190V191H21ZM42 190V191H41ZM46 190V191H47ZM55 190H57V189H55ZM104 190V189H103ZM199 190V189H198ZM51 190H49V192H50ZM52 191H54L53 189H52ZM5 191H3V193H1L2 194V196L1 197H3L4 198V193ZM30 192V191H29ZM49 192L47 193L48 195V197H50L51 195H49ZM56 192V191H55ZM61 192H62V190H61ZM121 193L122 195H124L123 197H125V199H120V201L118 202V203H116V201L114 200L113 201V199H116L117 197L119 198V196H117L116 198H113L112 200H111V197H112V194L113 195H115V193ZM198 192V191H197ZM202 192V193H203ZM6 193H10V191L8 192H6ZM32 193H34V195H35V193H37V191L35 190L34 192H32ZM39 193H37V194H39ZM54 193V192H53ZM91 193V195H93V198H94V194H92ZM105 193V192H104ZM224 193H226L227 194V197H226V199H224V197H223V194ZM25 194L26 193H24V196H25ZM35 195V197H32V199H37V201H38V205H35L34 204V206L36 207H39V204L40 203H42L43 201L45 202V200H43L42 202H39L40 200H38L39 199V195ZM51 194V193H50ZM56 194V193H55ZM61 194V193H60ZM153 194V193H152ZM201 194V193H200ZM4 195V196H3ZM27 195V194H26ZM30 195V193L28 194V196ZM53 195V194H52ZM61 195V196H62ZM90 195V194H89ZM97 195V194H96ZM96 195H95V197H96ZM100 196L102 195V194H99ZM99 195H98V197H99ZM105 195V194H104ZM108 195V194H107ZM176 195H178V196H180L181 198V200L179 199V203H178V199L176 200H174L173 199V196H175L174 198H176ZM194 195H196V196H194ZM237 195H244V196H248V198H243V197H238L236 200H234V201H232V202H230L229 201V198L230 197H234V196H237ZM12 197H13V195H11ZM23 196V197H24ZM28 196H25L26 197V199L29 201V199H30V196L28 197ZM32 196H33V194H32ZM41 197H43V196H45V195H43L42 196V194L40 195ZM46 196V197H47ZM57 196V195H56ZM59 196V195H58ZM0 197V201L2 202V198ZM6 197H7V195H6ZM5 197V198H6ZM9 197V200H11L10 199V196H8ZM7 197V198H8ZM15 197H14V201H16L15 200ZM23 197H20L19 199L22 201L24 198ZM54 197V196H53ZM70 197V198H71ZM89 197V196H88ZM105 197V196H104ZM121 198H123L122 196H120ZM198 197V196H197ZM196 197V198H197ZM7 198H6V200H7ZM16 198V199H17ZM21 198H23V199H21ZM44 198V197H43ZM52 197H50V199H51ZM55 199L57 198V197H54ZM59 198V197H58ZM56 199V200H58L59 201V199ZM19 199H17V201H19ZM26 199H24L23 200V202H24V204H25V200ZM32 199H30V200H32ZM45 199V198H44ZM47 199V198H46ZM50 199H48V201L47 202H49L50 201ZM53 199V198H52ZM51 199V200H52ZM55 199H54V201H55ZM62 199H64V198H62ZM66 199H64V200H66ZM90 199H91V196H90ZM90 199H87V201H89ZM96 199V198H95ZM95 199H93V200H95ZM104 199V198H103ZM9 200H7L8 202H9V204L12 206H9L8 205V202L6 201V203H5V205H7V207L9 206L10 208H16V207H19V205L20 204H18L17 203V205H15V206H13L11 203H10V201ZM61 200V199H60ZM73 200V199H72ZM73 200V201H74ZM82 200V201H81ZM119 200V199H118ZM122 200V201H121ZM149 200V199H148ZM154 200L155 199H153V202H154ZM156 200H158V199H156ZM155 200V201H156ZM240 201V203H238L237 201ZM12 201H13V199H12ZM16 201V202H17ZM21 201H20V203H21ZM36 200H34V202H35ZM37 201H36V203H37ZM56 202L57 203V205H59L58 203L59 202ZM68 201V200H67ZM78 201H81V202H78ZM86 201V200H85ZM95 201H97V200H95ZM150 201H152V200H150ZM159 201V200H158ZM15 202V203H16ZM32 203H34L33 201H31ZM52 202H53V200H52ZM54 202V203H55ZM61 202V201H60ZM63 202V201H62ZM68 202H70V199H69V201ZM72 202V201H71ZM92 201H90V203H91ZM98 202H99V199H98ZM103 202V201H102ZM201 202H199V203H201ZM210 202H213L214 204H210ZM3 203H4V200H3ZM2 203V204H3ZM50 203V202H49ZM64 203H66L65 201H64ZM63 203V204H64ZM88 203V202H87ZM86 203V204H87ZM2 204H0V205H2ZM14 204V203H13ZM29 204V203H28ZM28 204H26V205H28ZM60 204H62V203H60ZM70 206L71 205H73L74 206V204H70V203H68ZM67 204V205H68ZM75 204H76V202H75ZM84 204V203H83ZM94 204V203H93ZM97 204V203H96ZM22 205H23V203H22ZM24 206L25 208H23L22 206V208L20 209L21 210V212L23 211V209L25 210L26 209V207L27 206ZM43 205V204H42ZM41 205V206H42ZM50 205V204H49ZM52 205H54V204H52ZM51 205V206H52ZM56 205V204H55ZM56 205V206H57ZM64 205H66V204H64ZM154 205V204H153ZM4 206V205H3ZM28 206H30V210H31V205L29 204ZM40 206V207H41ZM70 206H68V207H70ZM81 206V205H80ZM84 206V205H83ZM99 206V205H98ZM97 206V207H98ZM6 206H4L3 207V213H7V208ZM48 206L46 205V208H47ZM75 208H77L76 207V205L74 206ZM82 207V206H81ZM13 208V209H14ZM28 208V207H27ZM43 208H44V206H43ZM49 208H50V206H49ZM56 208V207H55ZM54 207L52 208V209H55ZM61 208H62V206H61ZM61 208L59 209V207L58 208H56V210H61ZM66 208V207H65ZM80 208V207H79ZM87 208V207H86ZM2 209V208H1ZM4 209H5V212H4ZM29 209V208H28ZM34 209V208H33ZM42 209V208H41ZM40 209V210H41ZM70 209V208H69ZM71 209H74V208H72V206H71ZM78 209V208H77ZM77 209H74V210H77ZM81 209V208H80ZM79 209V210H80ZM20 210L18 211V212H20ZM36 210H39V209H36ZM67 210V208L65 209V211ZM90 210H91V208H90ZM1 211H0V215L1 214H3V213H1ZM27 211V210H26ZM62 212L64 211V210H61ZM67 211H69V210H67ZM78 211V210H77ZM82 211H85V210H82L81 209V213H82ZM86 211H89L88 209L86 210ZM10 213H12V214H10V216H9V218L11 217V215H15L16 213H14V211L13 212H11V211H9ZM9 212L7 213L8 215H9ZM16 212V211H15ZM29 212V211H28ZM35 212V211H34ZM60 212V211H59ZM5 213V214H6ZM23 213V212H22ZM27 213V212H26ZM31 212H29V214H30ZM36 213H38V212H36ZM40 213H42V212H40ZM39 213V214H40ZM68 213V212H67ZM225 213V214H224ZM19 214V213H18ZM24 214V213H23ZM57 214V213H56ZM95 214V215H94ZM224 214V215H223ZM19 215H21V214H19ZM38 215V214H37ZM36 214H35V216L34 217H36L37 216ZM41 215V214H40ZM40 215H38V216H40ZM75 215V214H74ZM91 215H94L93 217H91ZM2 216V215H1ZM1 216H0V218H1ZM7 216V215H6ZM5 216V217H6ZM22 216V215H21ZM24 216V215H23ZM30 216V215H29ZM29 216H27L26 217V214H25V217L27 218V220H28V218H29ZM32 216V215H31ZM30 216V218H32ZM73 216V215H72ZM138 215H136V217H137ZM3 218H4V216H2ZM8 217V216H7ZM6 217V218H7ZM15 217V216H14ZM17 217L18 218H20V219H22V217H20V216H18V215H16V219H17ZM94 217H95V219H94ZM145 217H146V215H145ZM149 217V216H148ZM148 217H146V218H148ZM253 217L254 218H251V223H249L248 222V224H251L252 226H253V228H252V230H251V232H255V233H261V232H263V236H262V238H263V241H262V243H260V246L262 247V248H264V215L263 214H261V213H257V214H254L253 215ZM2 218V220H4ZM13 218V217H12ZM12 218H10V219H12ZM139 218H144V217H141V215L139 216ZM14 219V218H13ZM16 219L13 221V222H16ZM23 219H24V217H23ZM22 219V224L25 226V222H24V220ZM33 219H35V218H33ZM59 219V218H58ZM66 219V218H65ZM70 219V218H69ZM96 219L98 220V221H96ZM1 220V219H0ZM5 220H7V219H5ZM4 220V222H6L7 223V221H5ZM9 220V219H8ZM41 220V219H40ZM53 220V219H52ZM64 220V219H63ZM156 220V219H155ZM18 221V220H17ZM29 221H30V219H29ZM55 221V220H54ZM73 221V220H72ZM4 222L2 221L1 223H3V225H4ZM20 222V221H19ZM53 222V221H52ZM65 222V221H64ZM1 223H0V227H3L4 228V230H5V228L6 227H10L11 228V225L9 224V225H7V224H5L6 225V227H4L3 225L1 226ZM12 223V222H11ZM30 223H31V221H30ZM50 223H51V221H50ZM55 223V222H54ZM54 223L52 224V226L54 225ZM57 223V224H58ZM16 223H14L13 225H15ZM39 224V223H38ZM65 224V223H64ZM68 223H66V225H67ZM203 224V223H202ZM12 225V226H13ZM19 225H21V224H19ZM31 225L32 226H35V225H33V222L31 223ZM43 225V224H42ZM49 225V224H48ZM65 225V226H66ZM148 225H151V224H149V222H148ZM17 225H15L14 227H16ZM28 226H30L29 224H28ZM27 226V227H28ZM47 226V225H46ZM55 226V225H54ZM64 226V225H63ZM122 226H124V225H122ZM206 226V225H205ZM27 227H24L25 229L27 228ZM50 227V226H49ZM100 227V226H99ZM202 227V226H201ZM13 228V227H12ZM29 228H31V226L29 227ZM51 229H52V227H50ZM55 228H57V226H55ZM60 227H59V229H61ZM84 228V229H85ZM86 228V232H89L88 231V229ZM121 229H122V227H120ZM204 228V227H203ZM1 229L2 228H0V233H2L1 232ZM15 229V228H14ZM58 229V230H59ZM84 229H82V230H84ZM100 229V230H101ZM3 230V231H4ZM26 230H28V229H26ZM26 230L25 231H19L20 233L21 232H26ZM41 230V229H40ZM73 230V229H72ZM71 230V231H72ZM75 230V229H74ZM81 230V229H80ZM103 230V229H102ZM101 230V231H102ZM7 231V230H6ZM6 231H4V232H6ZM15 231V230H14ZM42 231V230H41ZM54 231V232H55ZM13 231H11L10 232V234L12 233ZM16 232V231H15ZM48 232H50V231H48ZM79 230H78V234H79ZM81 232H83V231H81ZM119 232V231H118ZM44 233V232H43ZM117 233V232H116ZM198 233V232H197ZM3 235H6V234H4V233H2ZM2 234H0L1 236H0V238H3L4 236L2 235ZM9 234V235H10ZM22 234V233H21ZM40 234V233H39ZM47 234H49V233H47ZM52 234H53V232H52ZM51 234V235H52ZM71 234V233H70ZM85 233H83V235H84ZM13 235V234H12ZM12 235H10V237L12 236ZM16 235H17V233H16ZM15 235V236H16ZM25 235V234H24ZM85 235H87V234H85ZM7 236H8V233H7ZM14 236V235H13ZM12 237V240H13V238H16V237ZM199 236V235H198ZM70 237V236H69ZM9 239L8 237H6L5 236V240H7V239ZM18 238V237H17ZM19 238H20V236H19ZM47 241H45L44 239ZM23 239V237H21V240ZM55 239V240H54ZM198 239V238H197ZM205 239V237H201V239H200V236H199V240L198 241H200V240H204ZM4 240V239H3ZM19 240V239H18ZM79 240H77V241H79ZM7 241H9V240H7ZM6 241V242H7ZM10 241H11V239H10ZM9 241V242H10ZM14 241V240H13ZM50 241H52V242H54V241H56V242H54L55 244H53V245H51L50 244ZM77 241H76V243H77ZM111 241H113L114 243H115V245H116V249H114L112 252H110V244H111ZM0 243H1V241H0ZM75 243V242H74ZM73 243V244H74ZM75 243V244H76ZM136 244H137V247H136ZM139 244V245H138ZM1 245V244H0ZM39 246V245H41V248H42V246H43V248L41 249V250H43L44 251V253L43 252H41V253H43V254H45L44 256H38V254L40 253H38V251H40V248L38 247V249H33L34 248V246ZM55 245V246H54ZM1 246V248L4 250V248ZM18 248V249H17ZM2 250V251H3ZM33 250L34 251H36V250H38V251H36L38 254H37V256H35V255H33L32 254V252H33ZM260 250H264V249H260ZM9 251V253H11ZM12 252H13V250H12ZM36 252H34V253H36ZM1 254V253H0ZM2 254H4V252H2ZM8 254V253H7ZM5 255V254H4ZM13 255V253L10 255V256H12ZM33 255V256H32ZM0 256H2V255H0ZM10 256L8 257V258H10ZM4 257V256H3ZM3 257L1 258L0 257V264H2L1 262L3 261V260H5V259H3ZM13 257V256H12ZM42 257L44 258V259H42ZM5 258V257H4ZM7 258V257H6ZM10 259V260H11ZM64 259H67V262H66V260L64 261ZM255 261L256 260H258V259H254ZM6 261V260H5ZM4 262V261H3ZM159 262H160V256H158V255H153L152 256V261H151V263L150 264H159ZM55 263V264H56ZM116 263H118V264H122L121 262H116ZM4 264V263H3Z\"/></svg>", "mask_w": 264, "mask_h": 264}, {"label": "rangeland", "instance_id": "obj_2", "mask_svg": "<svg viewBox=\"0 0 264 264\" xmlns=\"http://www.w3.org/2000/svg\"><path fill=\"white\" fill-rule=\"evenodd\" d=\"M1 1H2V3H5V0H4V1H3V0H0V2H1ZM9 1L11 2V1H13V0H9ZM14 1H15V0H14ZM17 1H18V0H16V3H15V2H14V3L12 2L13 4H17V8L20 6V5H18L19 1H20V3L22 4L21 6H23L22 9L26 8V6H27V8L29 7L28 9L26 8V11H23V13L26 12V13L23 14L24 16L26 15L25 18H24L23 15L21 16V13H20V12L22 11L21 6H20V8L18 9L19 11H20V10H21V11H20V12H19V11L17 12V11H16L17 8L15 7L16 5L12 6V5H13L12 3L10 4V5H11L10 9H11V10H12L13 8L15 9L14 11L12 10V12H11V10H10L9 12H7L8 10H7L5 7H7L8 5L5 6V7H3L4 4H2V6H1V3H0V7H2V9H3V10L0 9V10H1L0 13L3 14V17H4V15H5L6 13H7L6 15L9 14L7 17L10 18V19H11V17H13L11 21L16 20V25H17V20H19V18H21V19H23V20H25V21L20 20V22L23 21V23L21 22V24H18V25H17V26L19 27V28L17 27V32H18V33H17L16 31H14V32H16V33H14L12 30H10V29H11L10 26L14 23L11 27H12L13 29H15V27H16V26H15V21H14V22H11L10 19H8V20L10 21V22H9V21H7L6 19H3V17H2L1 14H0V20L2 19V20L0 21V23L2 22V24H3V21H4V22L7 23L8 25L11 24L10 26H8V25L6 24V25L8 26V29H7V26L1 24V25L3 26V28H4V26H5L4 29L8 30V31H7L8 34L6 33V30H5V32L3 31V30H4L3 28H2L3 30L0 31L1 33H4V35H10V36H12V35L14 34V36L17 37V35H18V36L21 35V34H19V32H21L22 27H24V25H26V27L29 26V28L32 27L33 29H32V28H31V29L26 28L27 30H26L25 27H24V28H23L24 30H22V31H24V32H21L22 35H23V36H24V35H27V37H29L28 34L30 33V34H31V37H29V38L32 39V37H33V41H32L33 43H34V41H35V43H36V41H38V42L41 41V42H42L43 49L48 48V49L45 50L46 53L48 52L47 50L50 49L48 46L51 45V43H50L51 41H52V43L54 44V45L52 44V46H53L54 48L58 47V45H59L60 43L62 44V46L59 45V48H62V49H61V52H63L64 55H65L66 51H68L67 54L71 53V52H72V51H71V49H72L71 47H73V45H74V47H75L76 44H77L76 46H78V45H80V46L84 45V47L82 46V48L84 49V48L86 47V48L84 49L85 51H86V50H89V47H90V49H91V50H89V51H90V52H89L90 54L88 53V51H86V54H85V55L89 54V55H93L94 57H95V55L97 56V57H95V60H94V57H93V58H92V56L89 57V55H87V56H88V57H87L88 59L86 58V61H88V62L93 66V67L91 66V69H92L93 72H94V70H95L96 68H98V66L100 65V62H101L104 58L107 60V57L109 56V57H108V61L104 62V63H107V62H110L109 58H111V59H112L111 61H113V60H114V57H116V58H117L116 60L119 59L118 62H119L120 64L115 60V61L117 62V64H115V66L117 65L118 68L114 66V68H116L117 70L115 71V69H114L115 76H114V77L112 76V81L114 80L113 83L116 84L117 86H120V84H121L122 86L125 85V79H124V78L127 79V80H126V83H128V81H129V82L132 81L133 76H134V78H136L135 76H138V78H140V77H139L140 73H141V75L144 74V75H143L144 77L140 75L141 78L143 77V79H146V78H147V77L145 78L146 74H155V72H158V71L161 70V69H165L166 67L169 68V65H172V61H173V63L176 62L177 60L179 61V58L182 57V59H183V57L187 54V55H186L187 58H186V56H185L184 59H186V60L189 59V60H187L188 62L191 60V61L189 62V63H190V70H191V71L189 70V73L191 72V73H190V79H191L190 86L193 85V84H194V85L190 87V89H191L190 91L192 92L193 95L196 96L195 98H196V100H197V103H196V105H195L196 107H194V111H195V113H196V114H195V117H196V118L194 117V115H193V117H194L195 119H193L192 116H189V117L187 118V121H184V120H186V119H184V120H182L183 122H182V121L179 122V125H181L183 128H182L181 126H179L178 124H177V126L174 125V127L176 126V128H174V127L172 126V128L174 129V131L172 130V128H170L171 131H169L170 133L168 132V134L171 135V134H176L177 132H180V127H181L182 130H184L185 128L188 127V124H187V123H189L190 125H196V123H197L196 126H198L197 128H198V130L200 131V133H199V131L197 132V134H198L197 137L199 136V138H198V139H199V140H198V141H199V147H198V149L196 150L197 153L195 152V153H196L195 155H196V158L198 159L199 178H200V177H202V178H200V179H201V182H200V179L198 178V179H197L198 181H197V183H196V187L194 186V188H197V189H195V191H196L195 194H198V193H199V194L197 195L198 197H197L196 195H194V196L197 197V198L195 197L194 200H195V199L198 200V201H196V203H197V204H200L199 206H201V204H202L203 201L201 202V201H199V200H202L201 198H203L202 196H204L203 194H204V192H205V191H204V190H205V187L207 186V184H208V185H212V184H213L212 181H210L209 183L206 184V176H207V172H208V170H210V171H214V170L216 169V165H215V164H212V163H208V162H207V160H208V158H209V154H208V153H210V152L212 153L216 148H218V146H220V139H219V138H217V137L213 138V136H211V135H208V136H209V137H208V136L206 135V134H208V133H211V132H210L211 129L214 128L213 125H211V124H210V125L205 124V128L203 127V125H204V123H207V121H208V119H206V118H209V119H210V118H212L213 116H215L214 114H215L216 112H215L214 109L217 108V105H219L220 103L223 102L222 100H220V99H222V98H220V99H218L220 102L217 100V102H219V103L216 104L214 107H210V108H209V107L206 105V103H205V102H206L205 99H207L206 96L208 95L207 93H208V91H209V83H210V81L208 82V80H209L211 77H213V74L216 75V74L218 73L216 70H217V69L219 70V68L222 69V71L224 70V72H226L225 74H227V70H228V73H229V74H230L233 70H234L235 72H236V71H239V72L236 73V74H238V75L241 73L240 77L238 76V80H239V78H240V80L243 81V82L240 81V82H241V83H240V82H237L238 80H236L235 85H236V84H237V85H236V86L234 85L235 88H233L234 91H235V89H236V91H235L234 93H236L235 95H237L236 97H238V98L235 97V100H234L233 103H232V104H234V105H233V106H230V109H232V107H234V109H232L231 111H230V109H228V110H226V111L224 112V114L228 111L229 113L227 112L228 114L226 113V115H230V116H231V114H234V111H235V113L238 112V110H241V107H242V106H244L245 104L250 103V102H252V101H253V103H254V102H257V103H254V105H253L254 109H255V110L257 109V110H256L257 113H255L254 110H253V111H252L253 114H252V113H247V116H248V117H251V116L253 115V116L256 118L257 116H255L254 114H256V115L258 114V117H259V114H262L263 111H264V109H263V107H262V106L264 105V100H263V99H264V95H262V98H260L258 95H256V97L258 96V97L261 99V100H260V99L254 97V95L256 94V90H258V89L253 90V91L250 90V91H252V92H250L249 90H245V89H244V87H245V85H246V82H247L246 77L248 76V74H250V71H251L252 68H253V69H254V67H255V69L257 68L256 70L259 71V72L261 71V69L264 70V51H263V50H264V49H263L264 46H263V44H262V42H263V40H264V37H262V36H264V33H262V31L264 30V29H263V28H264V27H263V24H264V22H263V20H264V16H263V15H264V10H263V9H264V6H263L264 3H263V2H264V1H263V0H261V1H259V0H253V1H252V0H250V3H249L248 0H247V1H246V0H243V1H242V0H240V1H239V0H237V1L235 0V2H234V7L232 8V6H233V2L231 3V1H233V0H229L230 2L227 1V0H225V2H223V0H220L219 2H218V0H216V1H214V0H208V1H212V5L209 4V2H208L207 0H206L207 2L205 1L206 4L203 3L204 0H201L202 3H203L204 5L207 6V7L205 6L204 8H207V10H208L209 8H212V10H210V12H212L213 9H214L215 11L218 12L219 9L221 8L220 11L218 12V13L220 14V17H219V15H218V13H216V12H214V11H213V12L216 13L217 15H215L213 12L210 13L209 10H208V11H207L206 9L204 10V8H202L204 5L199 4V3H201L200 0H194L195 2H194L193 0H178V1L176 0V2H175V0H173V1H172V0H170V1H169V0H162V4H165L164 1H166V4H165V5H166V8H165V5H164V7H163V5L161 4V1H160V0H156V1H154V0H150V2H149V0H147V1H146V0H140V3H142V4L139 3V0H138V1H137V0H132V1L130 0L131 2H129L128 0H126V1H125V0H115V1H114V0H104V1H103V0H99V2H97L96 0H94V1L96 2V4H97V3H98V4L101 3V4L103 5V4L105 3V5L102 6V7H104V9L102 8L103 10H101L100 5H98V4L96 5L95 2H94L93 0H80V1H79V0H76V2H75V0H72V1H71V0H63V2L65 1L66 4H62V3H63L62 0H61V1H60V0H56V1H55V0H45V1H44V0H39V1L36 0V2H35L34 0H19L18 2H17ZM23 1H24V2H25V1H29L28 4L33 5V7H32L31 5L28 6V5H27V2H25V4H26V6H25V4L23 3ZM30 1H31V3H30ZM46 1H47V2H46ZM58 1H59V2H58ZM78 1H79V3H77ZM84 1H88V2L85 3ZM92 1H93V2H92ZM102 1H103L104 3H103ZM105 1H106V2H105ZM116 1H117V2H116ZM123 1H125V2L123 3ZM135 1H136V2H135ZM141 1H142V2H141ZM145 1H146V2H145ZM158 1H159L160 4H157ZM171 1H172V2H171ZM179 1H180L181 3H180ZM191 1H193V3H195V5H197V6L200 5V6L198 7L199 9H197V7H195L194 4L192 5V2H191ZM197 1H198V2H197ZM221 1H222V2H221ZM226 1H227V2H226ZM244 1H245V2H244ZM255 1H256V2L259 1L260 3H258V4L261 5V6H259ZM33 2H35V3L32 4ZM72 2H73V3H72ZM83 2H84V3H83ZM107 2H108V3L111 2L110 5H109ZM113 2H114V3H113ZM115 2H116V3H115ZM126 2H127V4H128L127 7L124 6V5H126ZM137 2L139 3V6H138V3H137ZM147 2H148V3H147ZM153 2H154V3H153ZM156 2H157V3H156ZM177 2L180 3V4H178ZM214 2H216V3H214ZM228 2H229V3H228ZM236 2H237V3H236ZM242 2L246 3L245 5H246V6L248 5L249 7L247 6V7H248V8H247V7L244 5V3H242ZM252 2H254L253 5H251ZM261 2H262L263 4H262ZM6 3H8L7 0H6ZM37 3H39V4L37 5ZM41 3H42V4L45 3V5H47V3H48V8H49V6L51 5L50 7H51L52 9H53V8H55V9L57 8L56 10H58V7H57V6H59V8L62 7V9H61V8L59 9L61 12H62V11L64 12V11H66V10H69V11H66L67 13L64 12V14H66L65 17H66L68 20H66V18H63V19L60 18V16L63 17V14H62L63 12L61 13L62 15H60V14H59V13H60L59 10H58L59 13H57V12L55 11V9H53V10L56 12V14H55L54 12H52L53 10L51 9V10H52V11H51L52 13H49V10H50V9H46L47 7L44 6V4L42 5ZM49 3H50V4H49ZM58 3H60V4L58 5ZM122 3H123L124 5H123ZM129 3H130V4H129ZM131 3H132V6H131ZM133 3H135V4H133ZM143 3H144V4L147 3L148 7L150 6V8H147V5H145L146 8H147V10H146L145 6H143V5H144ZM150 3H151V4H150ZM152 3H153V4H152ZM183 3H184V4H183ZM188 3H189V4H188ZM190 3H191V5H190ZM197 3H198V4H197ZM213 3H214V4H220V3H221V4H220V5H214ZM224 3H225V7L222 5V4H224ZM230 3H231L232 5H231ZM35 4H36V5H35ZM76 4H77L78 6H77ZM79 4H80V5H79ZM111 4H112V5H111ZM117 4H118V5H117ZM170 4H171V5H170ZM172 4H173V5H172ZM174 4H176L178 7H177L176 5H174ZM208 4L210 5V7H209ZM226 4H228V5L230 4V5L228 6V5H226ZM235 4H236V6H238V7L241 6V5H243V7H239V8H238V7L235 6ZM237 4H239V5H237ZM256 4H257L258 6H257ZM5 5H6V4H5ZM53 5H54V6H53ZM66 5H67V6H66ZM68 5H69V6H68ZM81 5H83V6H81ZM85 5H86V6H85ZM92 5H93V6H92ZM106 5H107V6H106ZM134 5H135L136 7H134ZM156 5H157L158 7H156ZM254 5L258 7V10H256L257 7H255ZM30 6H31V7H30ZM36 6H37V7H38V6H40V7L43 6V8H44V7H46V8L43 9V8H40V7H39V8L42 10V11H41L39 8L37 9ZM63 6H64V8H63ZM70 6H71V7H70ZM90 6H91V8H89ZM105 6L107 7V8H106L107 10H105ZM108 6H109V7H108ZM112 6H113V8H112ZM116 6H117V7H118V6L121 7V10H119L120 8H116ZM122 6L124 7L125 10L127 9V11H125V10L123 11ZM129 6H130V7H129ZM137 6H138V8H137ZM154 6H155V7H154ZM170 6H171V8H174L175 11H174L173 9L171 10V9H170ZM173 6H175L176 8L173 7ZM193 6H194V7H193ZM201 6H202V7H201ZM212 6H215V8H217V9L219 8V9L217 10V9H215V8L212 7ZM217 6H218V7H217ZM230 6H231V7H230ZM244 6H245V7H244ZM262 6H263V7H262ZM12 7H13V8H12ZM80 7H81V9H79ZM83 7H85V8H83ZM95 7H96V9H95ZM99 7H100V8H99ZM143 7H144V10H142ZM227 7H230V8H227ZM251 7H252V8H251ZM261 7H262V8H261ZM4 8L6 9V11H5ZM7 8H9V6H8ZM68 8H69V9H68ZM93 8H94V10H93ZM108 8H109V11H110V12L108 11ZM131 8H132V10H133V9H134V10L132 11ZM135 8H136V9H135ZM139 8H140V10H139ZM153 8H154V10H153ZM161 8H162L163 11L161 10ZM190 8H191V9H190ZM195 8H196L197 10H195ZM200 8H201L202 10H200ZM226 8H227V10H228L227 12L224 11ZM231 8H232V9H231ZM240 8H242V10H241ZM246 8H247V9H246ZM250 8H251V9H250ZM253 8H254L255 10H254ZM259 8H260V10H261V14H260ZM74 9L77 10V11L79 12V14H81V13L84 14L85 12L88 13L89 10L91 9L90 12H89L88 14H89V17H90V18H93V17H94V18L96 19V20H95V19L93 18L95 21H97V18H98L99 21H100V20H103V19H104L105 17H107L108 15H111V13H112V15L115 16V15H117V11L119 10V11H121L120 13H122V14H119V15H117V16H115V17H117L118 20H119V18H121L119 21H121L122 19H124V20H122V22H124V24H126V27H127V28H125V25H124V24L121 25L122 22H119V21L117 20V18H115L114 16H108V18H105V19L103 20V21H106V20L108 19V21H106V22H107L106 25H105L104 23H103L104 26L101 24L103 28L101 27V25H99V22H98V21L96 22V24H97V23H98V24H97V25L95 24V25L93 26V25H91V24L94 23V22L92 21L93 19H90V18L88 17V14H87V13H86V15H87L86 17H85V15H82V16L79 15V16H78V15H77V14H78L77 11H75ZM84 9H85V11H83ZM87 9H88V11H87ZM97 9H100L98 12H101V14H102V11H103V13L105 14V15H104L105 17H104L103 19H102L103 14H102V17H101L100 13L98 14ZM112 9H113V10L116 9V10L113 11ZM128 9H129V11H128ZM158 9H160V10H158ZM166 9H167V12H170V13L165 14V17H164V13H167V12H166ZM168 9H170V10H168ZM192 9H194V10H192ZM222 9H224V10H223L224 13H222L223 11L221 12ZM234 9L237 10V12H236ZM239 9H240V10H239ZM252 9H253V10H252ZM37 10H38L39 12H38ZM46 10H47L48 12H47ZM71 10H72V11L74 10V12H72ZM79 10L82 11V12H80ZM92 10L95 11V14H96V15L93 14V13L91 12ZM104 10H105V11H104ZM137 10H138V11H137ZM145 10H146V11H145ZM149 10H150V11H149ZM164 10H165V11H164ZM177 10H178V11H177ZM180 10L183 12V14L185 13L184 15H185L186 17H185V16H181V15H183V14H182V12H181ZM231 10H234V14L232 13L234 16L231 14V12H233V11H231ZM245 10L247 11V13L244 12ZM250 10H251V11H250ZM2 11H3L4 13H3ZM45 11H46V13H45ZM112 11H113L114 13H116V14H113ZM115 11H116V12H115ZM119 11H118V13H119ZM134 11H135V12H134ZM136 11H137L138 13H137ZM147 11H148V12H147ZM155 11H157V12L160 11V12L158 13L160 16H159V15L157 16V15H156L157 12H155ZM192 11H193V12H192ZM197 11H198V12H201V13H197L198 15L200 14L201 16H204V17L206 16V17L204 18V17H201V16L199 15V17H201L202 19H201V18H198V15L196 14ZM203 11L206 12V15H204L205 12H203ZM238 11H239V12L242 11V12H241L242 14L240 13V16L238 15ZM249 11H250V13H248ZM256 11L258 12V14H257ZM35 12H37V13H36V15L38 16L37 18H36V15H35V14L32 15V13H35ZM41 12H42V13H41ZM43 12H44V13H43ZM75 12H76L77 14H76ZM83 12H84V13H83ZM131 12H132V14L134 13V14H133L134 16L131 14ZM144 12H145V14H144ZM194 12H195V13H194ZM202 12H203V13H202ZM207 12L210 13V15L212 14V15H211L212 17H211V16L208 17L209 14H208ZM235 12H236V14H235ZM252 12H253V13H252ZM254 12H255L256 14L252 16V14H254ZM10 13H11L12 16H10ZM27 13H29V14L27 15ZM39 13L43 14L44 16L46 15V17H47L48 14H49L50 17H48V21L51 20V16H53L54 14H55V15L58 14V15H60V16L57 15L56 17H58V18H56L55 15H54L53 17L56 18L55 20H53L54 18L52 17V20H51V21H53V25H52V24H51L52 22H48V21H47V18H45L43 15H41V16H43V17H41ZM47 13H48V14H47ZM68 13H70V16H71L72 18L69 17V14H68ZM72 13H73V14H72ZM90 13H92L93 15H90ZM125 13H127V14H125ZM142 13H143V14H142ZM150 13H151V15H152L151 17H152L153 19H150V15H149ZM153 13H154V15H153ZM179 13H180V14H179ZM225 13H226V15L229 14V15H228L229 17H230V15H231V18H229L228 16H226ZM243 13H245V16H246V17L244 16ZM251 13H252V14H251ZM67 14H68V16H67ZM75 14H76V16L79 17V18L81 17V19L77 18L76 16H72V15H75ZM106 14H108V15L106 16ZM136 14H137V15H136ZM139 14H141V15H140V17H138V18H140V19H142V20H139L138 18L136 19V17L139 16ZM173 14H174V15H173ZM194 14H195V15H194ZM213 14H214V15H213ZM221 14H222V16H223V14H224L223 17L226 19V21H224V22H225L224 25L228 26V23H231V22H232V23H231L232 25L230 24L229 26H232L231 28H233V27L236 26L238 23L240 24V21H241V24H242V25H241V24H240V25L238 24V26H236L238 29L235 27L236 30H232L231 28H228L229 31L227 30L226 35L229 34V32H230L231 34H230V35H227V37H226V35H225V38L228 40V42H227V41H226V42H227L228 44H230V43L233 41V39H234V34H235V32H237V33H236L237 35L235 34V35H236V36H235V42H236L235 44H238V45H239V48H238V46L236 45L237 47L235 46V49H234V50H238V49L240 50V51L238 50L240 53L236 52L237 54H239L240 57H238L237 54L234 53L235 51L232 52V49H231V50H226V51L222 52L223 57H224V60H225L224 63H225V62H226V63L223 64V63L220 62L221 64L219 65L218 60H219V61H223V60H221V59L219 58L220 56L222 57V54H219L218 57H217L218 60H217V58H216V61H212V62H214V64H212V63H211V60H209L210 58H208V56L210 57V56L212 55V53L214 52L213 50H215V47H214V45H212V47H213V49H212V47H211V45H210L212 42H208V41H210L211 38L213 39L214 34H216V32H217V30H216V27H217V26H218L217 29L220 28V27H223V26H222V25H223L222 23H224V22H222V23L219 24V22L217 21V20H220V21L225 20V19H223V17L221 16ZM259 14H260V15H259ZM18 15H20V17H19ZM94 15L97 16V17H95ZM121 15H123V16L121 17ZM135 15H136V17H135ZM189 15H190V16H189ZM236 15H237L239 18H237ZM256 15H257L258 17H257ZM9 16H10V17H9ZM15 16H16V17H15ZM28 16H29V17H28ZM34 16H35V17H34ZM92 16H93V17H92ZM118 16H119V17H118ZM126 16L128 17V19H127ZM129 16H130V17L132 16V17L134 18L133 23H131V21H132L131 19H133V18L130 19ZM144 16H146V18H145ZM154 16H157V17L155 18ZM161 16H162V17H161ZM167 16H169V17H167ZM175 16H176V17L178 16V17L176 18ZM179 16H181V17L179 18ZM195 16H196V17H195ZM235 16H236V17H235ZM7 17H4V18H7ZM26 17L28 18V21H27ZM74 17H76L78 20H77L76 18H74ZM87 17H88V18H87ZM110 17H111V18H110ZM113 17H114L116 20H115ZM123 17H124V18H123ZM143 17H144V18H143ZM182 17H183V18H182ZM193 17H194V18H193ZM207 17L210 19V21L207 19ZM215 17H218L219 19H218V18H215ZM221 17H222V20L220 19ZM234 17H235V19H234ZM244 17H245V18H244ZM247 17H249L250 19L247 18ZM252 17H254V18L256 17L258 20H259V18H260V20L257 22V21H256L257 19H252ZM262 17H263V19H262ZM15 18H17V19H15ZM34 18H35V19H34ZM41 18H43V19L45 18L44 20H46V21L42 20ZM86 18H87L88 20H91L93 23H91L90 21H88L89 23L86 22V21H87ZM109 18H110L112 21H111ZM154 18H155V19H154ZM164 18H165V20H164ZM169 18H170V20L173 19L172 21H175V19H176V20H179V21H176V22H174V24H172V21H170ZM196 18H198V19H196ZM214 18H215V21H214ZM241 18H242V19H241ZM246 18H247V19H246ZM32 19L35 20V21H33ZM49 19H50V20H49ZM71 19H72L73 21H76V22L79 23V24H77V23L75 24V22H73ZM125 19H127V20H125ZM159 19H160L162 22L159 21ZM183 19H184V20H183ZM204 19H205V20H204ZM211 19L213 20V23H212ZM228 19H229V22L227 21ZM239 19H240V20H239ZM248 19H249V20H248ZM109 20H110V22H109ZM128 20H129V22H128ZM137 20H139V21L141 22V23H140V22L138 21V22L140 23V25H141L142 28L140 27V25H136ZM145 20H146L147 22H144ZM152 20H153V23H152ZM155 20H157V21L159 22V24L156 23V22H154ZM166 20H167L168 22H166ZM182 20H183V21H182ZM193 20H194V21H193ZM200 20L204 21V22H203L204 24H203L202 22H201V23H202V24H201V23H200ZM206 20H208V23H209V24L207 23L208 25H205V23L207 22ZM230 20H231V21H230ZM236 20H237L238 22H237ZM246 20H248L249 23L246 22ZM254 20H255V21H254ZM261 20H262V23H261ZM67 21H69V22L71 21L70 23L73 22L74 24H73V25H72V24H68L69 22H67ZM103 21H100V23L103 22ZM125 21L128 22L131 26L133 25L132 28H130L131 26L128 25V23H126ZM134 21H135L136 23H135ZM196 21H198L201 25H200L198 22H196ZM205 21H206V22H205ZM233 21H234V22H233ZM244 21L246 22V24L248 23V24H247L248 27H247L246 24H245L246 27L243 26V25H244V24H243ZM250 21H251V22H250ZM253 21H254V24H253ZM18 22H19V21H18ZM20 22H19V23H20ZM36 22H37V23H40L39 26H41L42 24H45V22H46V23H47V22L49 23V24H45V25H42V26H48V25H50V26L52 27L51 29L55 31V32H53V31L51 30V32L55 33L54 36H53V33H52V38L50 37V39H52V40L45 38L46 36L48 37L47 34H50L49 36H51V32H50V31L48 32V30H50V26H48L49 29H48L47 27H46V29H45V27L42 28V26L40 27V28H42V29H40V28L37 26L38 24H35ZM111 22H113L115 25H117V28H119V26H120V29H122L123 32H122V33L119 32V31H122V30H120V29H118L117 32H116V31H115V30H116V26H115L113 23H111ZM116 22H117V23H116ZM143 22H144L145 24H144ZM160 22H161V23H160ZM163 22H164V23H163ZM177 22H178V23L180 22L181 24H180V23L178 24ZM210 22H211L212 25H214V28H215V29L212 28L213 26H212V27L210 26V25H211ZM226 22H227V23H226ZM235 22H237L236 25H235ZM5 23H4V24H5ZM24 23H25V24H24ZM27 23H29V25H28ZM30 23H31V24H30ZM32 23H34L35 25H34V24L32 25ZM41 23H42V24H41ZM87 23H88V27H89V29H88V28H87V29L90 30V32L87 31L86 28H85V27H87V26H85V25H87ZM90 23H91V24H90ZM108 23H109V26H108V27H109V30H110V31L108 30V27H106ZM119 23H120V25H119ZM139 23H138V24H139ZM155 23H156V25H155ZM165 23H169V24H166V25H165ZM170 23H171V24H170ZM176 23H177L178 25H177ZM183 23H184V25H183ZM195 23H196V24H195ZM197 23H198V24H197ZM215 23H216V25H215ZM217 23H218V24H217ZM259 23H260L261 26L259 25ZM22 24H24V25H22ZM67 24H68V26H67ZM111 24H112V25H111ZM152 24H153V25H152ZM160 24H161V26H160ZM193 24H194V25H193ZM251 24H253L252 26H255V25L257 24V25L259 26V28H261V27H262V28L259 29V28L257 27V25H256L255 29H254V27L250 28L252 31L247 30V29H249V26L251 27ZM1 25H0V26H1ZM54 25H56V26H55L56 29H53V28H55V27H53ZM74 25L77 26L76 31H75L76 26H74ZM78 25H79V26H78ZM83 25H84V26H83ZM89 25L93 26V29H91L92 27L89 26ZM110 25H111V27L113 26L112 28H114V29H113V32H114V33L111 32L112 29L110 28ZM118 25H119V26H118ZM127 25H128L129 27H128ZM134 25H135V27H134ZM142 25H143V26H142ZM151 25H152V27H153V30H152V27H150ZM162 25H163V26H162ZM172 25H173L175 28H178V29H175L174 27H172ZM179 25H180L181 27H180ZM195 25H197V26H195ZM199 25H200V26H199ZM220 25H221V26H220ZM14 26H15V27H14ZM34 26H35L36 28H35ZM57 26H58V27H57ZM71 26H73V27H71ZM80 26H82L83 28L80 27ZM97 26H98V27H97ZM99 26H100V28L103 29V30H101V29L99 28ZM138 26L141 28V30H140V28H139ZM145 26H146V27H145ZM155 26H156L157 28H156ZM164 26H165V27H164ZM167 26H168V28H166ZM169 26H170V27H169ZM176 26H177V27H176ZM182 26H185V27H183V28H184V30H186V31H184V32L182 31V30H183ZM191 26H192V27H191ZM201 26H203V27H201ZM205 26H208V27L206 28ZM215 26H216V27H215ZM241 26L243 27V31L246 30V34H247V32H248V34L253 35V37H252V36L250 37V36L247 35V36L249 37V39L252 38V40L248 41V40H249L248 37L243 36V40H241L242 42H240L239 39L242 38V35H246V34H244V32H242V30H240V28L242 29ZM66 27H67V30H66ZM79 27H80V28H79ZM90 27H91V28H90ZM105 27H106V28H105ZM136 27L139 28V29H137ZM160 27H161V28H160ZM162 27H163V28H162ZM209 27H210V28H209ZM34 28H35L36 30H34ZM58 28H62V31H63V30H66V32L63 31V33H62V35H61V34H60V31L58 30ZM68 28H70V29L72 28V32H73V33H72L71 31L69 32V33H71V35H69V33L67 32V31L69 30ZM81 28L84 29L85 31L82 30ZM95 28H96V32L94 31ZM97 28H99L98 30L100 31V33L98 32ZM123 28H125V29H127V30H125V29H123ZM133 28H135L137 31H135V29H133ZM143 28H145V29L143 30ZM147 28H148V29H147ZM154 28H155V29H154ZM164 28H166V29H164ZM169 28H170V29H169ZM185 28H186V29H185ZM193 28H194V29H193ZM195 28H196V29H195ZM197 28H200V29L197 30ZM201 28H202V30H203V33L200 32V31H202ZM203 28H204V29H203ZM244 28H246V29H244ZM257 28H258V29H257ZM18 29H21V30L18 31ZM44 29H45V30H44ZM130 29L133 31V33H136V34H135V37H134V35L132 34V31H131ZM156 29H157L158 32H156ZM168 29H169V30H168ZM171 29H175V30H173L174 32H173V33H171V32L167 33L168 31H171ZM212 29H213V30H212ZM230 29H231V30H230ZM256 29H257V30H256ZM29 30H30V31H33V30H34V31H36L37 33H36V34H35L34 32H33V33H32V32H29V33H28L27 31H29ZM38 30H39V31H38ZM41 30L44 31V33L42 32L43 34H41V32H40ZM46 30H47V31H46ZM73 30H74V31H73ZM77 30H79L80 33H77V32H78ZM81 30H82V31H81ZM124 30H125V31H124ZM129 30H130V31H129ZM149 30H152V31L149 32ZM165 30H167V31H165ZM180 30L182 31L181 33H183L185 37H183V34H182L181 37H178V34H179V36L181 35V34H180ZM208 30H210L211 33H210ZM238 30H240V31H238ZM253 30H254V31H253ZM260 30H261V33L259 32ZM45 31H46L47 33H46ZM62 31H61V32H62ZM92 31H93V33H92ZM142 31H143V32H142ZM144 31H148V33H151V34L157 33V36H159V37L157 38V36H156V34H155V35H153L154 37H153V39H152V38H151V34H150V35H149V34H146L147 32H144ZM163 31H164V32H163ZM193 31H194V32H193ZM198 31H199V32H198ZM204 31H205V32H204ZM207 31L209 32V35H208ZM212 31H213L214 33H213ZM215 31H216V32H215ZM231 31H232V32H231ZM234 31H235V32H234ZM249 31H250V32H249ZM11 32H12L13 34H12ZM26 32H27V34H23V33H26ZM38 32H40V34H41L42 36H40V35L38 34ZM57 32H59L58 34H60V37H59V35H57ZM74 32H75V33H74ZM81 32H82V34H81ZM83 32H84V33H83ZM115 32H116V33H115ZM118 32H119V33H118ZM125 32H128V33L131 32L130 35H132V36H130V35H126V36H125V35L123 34V33H125ZM137 32H138V33H137ZM139 32H140V35H139ZM185 32H186V33H185ZM233 32H234V34H232ZM238 32H239V33H243V34H239ZM253 32H254V34H252ZM255 32H256V33H255ZM10 33H11L12 35H11ZM65 33H66V34L68 33V34H67V35H68V37H67V38H68V39H67V43L72 45V46L69 45L70 48H69V46H67L68 44H65V43H66V40H65V39H62V40L60 39V38H63L62 36H64V38H66V37H65V35H66ZM87 33H90V34H92V35H94V34L97 33L99 36L101 35L102 38H101V36H100V37L98 36V38H97V36H95V35L91 38V37H90V34H88L87 36L85 35V34H87ZM108 33H109V36H111V37H112L113 34L115 35V37L112 38V40H113V39L115 40V39H117V38L119 37L118 39L121 41L120 38H123V40L126 41V43H128V42L132 43V47H131L130 44H126V43H124L123 40H122V44H121V42H120L118 39H117L118 41H117V40H116V41L113 40V41H114V45H115V46H114V45L112 44L111 37H110V38H109V36L106 37V35H108ZM110 33H112V34L110 35ZM117 33H118V35H117ZM128 33H127V34H128ZM159 33H160V35H158ZM164 33H165V35H167V37H165V35H164V36L161 35V34H164ZM176 33H177V34H176ZM192 33H193V34H192ZM196 33H197V34H196ZM200 33H201V34H200ZM204 33H205V34H204ZM206 33H207V34H206ZM33 34H35V35L38 34L37 36H39V37H37V36H35V35H34V36H35L36 38H40V39H39V40H38V39H35V40H34L35 37L33 36ZM79 34H80V36H79ZM97 34H96V35H97ZM122 34L124 35L123 37H122ZM202 34L204 35V37H207L206 35H208V38H207V39H209L210 37H211V38H210L208 41H207L206 39H205V41H204V39H203L202 36H201ZM210 34H211L212 36H210ZM258 34H259V35H258ZM260 34H261V35H260ZM22 35H21V36H22ZM45 35H46V36H45ZM55 35H56V37H55ZM67 35H66V36H67ZM74 35H78V37L76 36L77 38L75 37V38H76L75 40H71V39H74V37H73ZM82 35H83V37H82ZM119 35H121V37H120ZM143 35H146V38H148V39H149V37H150V38H151L150 41H149L148 39L145 41L146 38H145V36L143 37ZM168 35H169V36H168ZM170 35H171V36H170ZM175 35H176V36H175ZM196 35H197V36H196ZM238 35H239V38H238ZM254 35H255V36H254ZM69 36L72 37V38H70ZM84 36H85L88 40H90V41L92 42V44H93L95 47H98V46H99V47L96 48V49H95V47L92 48L93 46H92L91 44H89L90 41H88V40H87L88 42L85 43V42H86V38H84ZM139 36H142L143 38H142V37H139ZM147 36H148V37H147ZM155 36H156V37H155ZM162 36H163L164 41H163V39L161 38ZM173 36H175V38H174ZM209 36H210V37H209ZM240 36H241V37H240ZM43 37H44V38H43ZM54 37H55V38H54ZM58 37H59V38H58ZM89 37H90V38H89ZM94 37H95V38H94ZM103 37H104V39H103ZM136 37H137V38H136ZM138 37H139V38H138ZM164 37H165V38H164ZM170 37H171V38H170ZM182 37H183V40H182ZM192 37H194V38H192ZM200 37L203 39V40H202V39H201V40H202L204 43H201V44L199 43V42H202L201 40L199 41ZM245 37H246V38H245ZM260 37H261V38H260ZM17 38H18V37H17ZM20 38H21V37H20ZM42 38H43V40H42ZM48 38H49V37H48ZM53 38H54V39H57V38H58V39L61 40L62 42H60V43L57 44V43H55V42H59L58 39H57V40H54ZM96 38H97V39H96ZM99 38H101V39L99 40L100 44H99V42H97V40H98ZM107 38H108V39H107ZM124 38H125L126 40H125ZM129 38H133V39H131L132 41H131ZM144 38H145V39H144ZM159 38H161V39H160L161 41L159 40ZM169 38H170V39H169ZM179 38H181L180 40H178L180 43H178V41H177V39H179ZM237 38H238V39H237ZM244 38H245V39H244ZM80 39H81L82 41H81ZM94 39H96L95 42H94ZM109 39L111 40V42L109 41ZM127 39H128V40H127ZM134 39H135V40H134ZM139 39H141V40L139 41ZM143 39H144V40H143ZM168 39H169V41L171 40L170 42L168 41L169 44L166 43ZM174 39H176V40H174ZM46 40H47L49 43H48ZM49 40H50V41H49ZM76 40H77V42H76ZM92 40H93V41H92ZM101 40H102L104 43H103ZM129 40H130V41H129ZM133 40H134V41H133ZM193 40H194L195 42H194ZM238 40H239V41H238ZM53 41H55V42H53ZM70 41H71V42H75L76 44L71 43ZM79 41H81V42H80L81 44H78ZM127 41H128V42H127ZM138 41H139V42H138ZM152 41H153V42H152ZM165 41H166V42H165ZM173 41H174V42H173ZM183 41H184V42H183ZM186 41H187V42H186ZM206 41H207L208 44L206 43ZM38 42H37V43H38ZM43 42H45L46 44L48 43V44H47L48 46H47V47H44L46 44L43 43ZM106 42L108 43V45L111 44V46H113V47H110V46H109L110 49H111V48L113 49V50H111L112 53L110 52V49H108L107 47H105V50L107 49V53H106L105 51H103V50H100V49H103L104 46L107 45ZM117 42H118V43H117ZM137 42H138L139 44H138ZM140 42H141L142 44H140ZM143 42H144V43L147 42V44L145 43V44L147 45L146 48H143V47L145 46V45H143ZM154 42H155V43H154ZM159 42H163V43H162L163 46H162L161 44L158 45ZM176 42H177L178 44H177ZM193 42H194V45L192 44ZM229 42H230V43H229ZM233 42H234V41H233ZM233 42H232L231 44H233ZM35 43H34V44H35ZM37 43H36V44H37ZM94 43H95V44H94ZM97 43H98V46H97ZM101 43H102V44H101ZM116 43H117V46H116ZM148 43H149V44H148ZM165 43H166V44H165ZM172 43H173V45H172ZM174 43H175V45H174ZM205 43H206L207 46L205 45ZM239 43H240V44H239ZM263 43H264V42H263ZM40 44H41V43H40ZM40 44L38 43V45L41 47ZM56 44H57V46H56ZM86 44H88V45H86ZM104 44H105V45H104ZM118 44H119V45H118ZM125 44H126L127 46H126ZM164 44H165V45H164ZM167 44H168V45H167ZM179 44H182V47L179 48V46H181V45H179ZM212 44H213V43H212ZM231 44H230V45H231ZM38 45H35V46L33 45V46H34V47H37ZM64 45H66V46L64 47ZM90 45H91V46H90ZM108 45H107V46H108ZM120 45H121V46H120ZM142 45H143V46H142ZM166 45H167V46H166ZM170 45H171V46H170ZM186 45H187L188 47H187ZM201 45H202V46L204 45L205 48L208 47V46L211 47V48H208L210 51H209V50L206 51V49L203 48ZM261 45H262V46H261ZM102 46H103V48H102ZM129 46L131 47V49L133 48V51H132L130 48H128V49H127V53H128V54H126V51H125V50H126V48L129 47ZM173 46H174V47H173ZM175 46H178V47H175ZM199 46H201L202 48L199 47ZM50 47H51V46H50ZM115 47H116V49H115ZM125 47H126V48H125ZM159 47H160V48H159ZM164 47H165V48H164ZM251 47H254L255 50H254V48H251ZM54 48H52V49H54ZM59 48H58V49H59ZM99 48H100V49H99ZM121 48H122V49L125 48V49H124L125 53H123V54L121 53V52H124ZM153 48H154V49H153ZM183 48H184V49H183ZM200 48H201L202 50H201ZM261 48H262V49H261ZM52 49H50V50H52ZM93 49H95V51H94ZM118 49L121 50V51H118L119 53L117 52ZM129 49H130V50H129ZM142 49H143V51H141ZM147 49H148V50H147ZM182 49H183V50H182ZM197 49H198L199 51H198ZM204 49H205V50H204ZM257 49H258V50H257ZM260 49H261V50H260ZM62 50H63V51H62ZM64 50H65V51H64ZM98 50H100L101 52L103 51L104 55H103V53H101V54H102V57L104 56L103 59H102V57H101V54L97 55V53H98L97 51H98ZM114 50H116V51L114 52ZM136 50H137V51H136ZM146 50H147L148 52H146ZM187 50H188L191 54H190L189 52H186ZM190 50H191V51H190ZM195 50H196V52H195ZM203 50H204V51H203ZM242 50L245 52L244 54H243V51H242ZM252 50H253V51H252ZM256 50H257L259 53H258ZM69 51H71V52H69ZM91 51H94V54H93V52H91ZM128 51H129V52H128ZM131 51H132V53H130ZM177 51H180V52L176 53ZM192 51H193V52H192ZM200 51H203V52H205V53L207 52L206 54H203V53H202V54L205 55L206 57L203 56V55L200 53ZM227 51H228L229 53H226ZM241 51H242L243 56H242V54H241ZM255 51H256V52H255ZM95 52H96V54H95ZM113 52H114V55H112ZM116 52H117L118 54H117ZM133 52H135V53H134L135 55H136L137 52L140 53V54H137V55H136V58L138 59V62H137L136 58L133 57V56H135V55H131V54H133ZM142 52H143V53H142ZM149 52H150V53H149ZM158 52H159V53H158ZM208 52L210 53V55L208 54ZM211 52H212V53H211ZM231 52H232V53H231ZM250 52H252V53H250ZM63 53H62V54H63ZM99 53H100V52H99ZM109 53H110V54H109ZM129 53H130L131 57H130ZM145 53H146V54H145ZM153 53H154V54H153ZM157 53H158V54H157ZM175 53H176V54H175ZM196 53H197L198 55H197ZM224 53H226V54H224ZM249 53H250V54H249ZM253 53H254V54H253ZM67 54H66V55H67ZM178 54H179V55H178ZM181 54H184V56H182ZM199 54H200V57H199ZM227 54H228V56H227ZM229 54H230V55H229ZM231 54H232L233 56H231ZM234 54H236V55H235L236 57L234 56ZM240 54H241V55H240ZM246 54H248V55H246ZM251 54H253L254 56L251 55ZM111 55L114 56V57H112ZM117 55H119V57H117ZM126 55H127V56H126ZM139 55H142V56L144 55V56H143V57L140 56V57L138 58ZM154 55H155V56H154ZM173 55H174L175 58H178V59H174ZM193 55H194V56H193ZM99 56H100V57H99ZM125 56H126V58H124ZM128 56H129L130 59H127ZM146 56H148V57H146ZM178 56H181V57H178ZM247 56H248V57H247ZM249 56L252 57V58H250ZM0 57H2V56H0ZM82 57H83V56H82ZM84 57H86V56H84ZM122 57H123V60L125 59L127 63L124 62V61L122 60ZM132 57H133V58H132ZM144 57H145V58H148V59H146L147 61L145 60ZM168 57H169V58H168ZM172 57H173V58H172ZM194 57H195V58H194ZM237 57H238V59H237ZM246 57H247V58H250V59H247ZM90 58H92V61H91ZM98 58H99V59H98ZM100 58H101V59H100ZM131 58H132V60H131ZM149 58H151V60H150ZM157 58H158V59H157ZM162 58H163V59H162ZM164 58H166V59H164ZM203 58H204V59H203ZM207 58H208V59H207ZM244 58L246 59V61H247V60H250V61H254V62H253V63H251L250 61H249V62H248V61L246 62L245 60H242V59H244ZM8 59H9L8 56H7V57H6V56L2 57V59H0V62H1L0 64H5V63H7V62L10 60V59H9V60H8ZM81 59H82V58H81ZM81 59H80V60H77L78 63H76L77 61L74 62V63H73L74 65H73L72 63H70L71 66L73 65L72 67H74V66L76 67V66H78L79 64H81V63H79V61H81ZM84 59H85V58H84ZM84 59H83V60H84ZM120 59H121V62H120ZM140 59L142 60V62H146V63H142L141 61H139ZM143 59H144V60H143ZM153 59H154V60H153ZM167 59H169V61H170L169 63L167 62V61H168ZM202 59H203V60H202ZM205 59H206L207 61H205ZM222 59H223V58H222ZM239 59H241L242 61L239 60ZM7 60H8V61H7ZM89 60H90L91 62H90ZM99 60H101V61H99ZM127 60H129V63H128ZM134 60H135L136 62H135ZM148 60H149V61H148ZM156 60H157V61H156ZM162 60L166 61L168 64H167L166 62L162 61ZM180 60H181V59H180ZM194 60H196V62H193ZM208 60H209V61H208ZM5 61H7V62H5ZM10 61H11V60H10ZM93 61H94V62H93ZM95 61L99 62V64H98L97 62H96L97 65L95 64V66H97V67H95V66L93 65V64L95 63ZM131 61H132V62H131ZM133 61H134V63H133ZM3 62H4V63H3ZM122 62H124V63H123L124 65H122ZM130 62H131V63H130ZM147 62H148L149 65H147ZM150 62H151V64H150ZM205 62H208V63H206V64H208V65L210 66V68H209V66L206 65V66L208 67V69H206V71H204L205 68H206V67H204V66H205V64H204ZM244 62H245V65H244ZM255 62H256V63H255ZM257 62H260V63H258V65H256ZM10 63H11V62H10ZM34 63H35L36 65H34ZM75 63H76L77 65H76ZM92 63H93V64H92ZM102 63H103V61H102ZM102 63H101V65H102ZM135 63H136V64L139 63V64L136 65ZM162 63H164L163 65H166V64H167V66H163ZM170 63H171V64H170ZM195 63H196V64H195ZM209 63H210L211 65H210ZM216 63H218L219 67H218V65H216ZM249 63H250V65H252V64H253V65L250 66ZM118 64H119V65H118ZM133 64H134L136 67H134ZM143 64H145V65H143ZM155 64H157L158 66L160 65V66H159L160 69H159L158 66H156ZM222 64H223V65H222ZM226 64H227V65H226ZM238 64H239V65H242V64H243V65L239 67ZM246 64H248V65H246ZM259 64H261V65L259 66ZM7 65H9V64H6V66H5L7 69L4 67V68L7 70V72H4V71L2 72V71L0 70V73L2 72V73H4V74H5V73L7 74V75L5 74V77L2 76V75L0 74V85H1V86H0V91H2L1 89H3V88H4V90H6V91H5V93H6L5 97H2V95L5 94V93H3V94L0 93V94H1L0 96H1V98H2L3 100H5L6 96H7V98H8V97H10V96L12 95L13 98H12V97H10V98H12L11 100H14L16 97L19 98V95H18V96H15V98H14L13 95H14L16 92L19 93V91H20V89H19V88H20L19 85L21 84V82H23V80H22L23 78H21V77L23 76V75H22L23 73H21V74L18 73V71L22 72V69H20L21 67H19L18 65H15V64L13 65V63L10 64L8 67H7ZM43 65H44V64H43ZM43 65H42V68L45 67V66H43ZM68 65H69V64H68ZM101 65H100V66H101ZM121 65H122V66H121ZM150 65H151V66H150ZM212 65H213L215 68H213ZM221 65H222V66H221ZM255 65L258 66V67H256ZM11 66H12V67H11ZM37 66H38V68H39L40 70L42 69V68H40V67H41V64H39L37 61H36V62L34 61V62L31 64L30 67L35 68V69H38V68H36ZM39 66H40V67H39ZM69 66H70V65H69ZM100 66H99V67H100ZM119 66H120V67H119ZM126 66H127V67H126ZM146 66H147V67H146ZM148 66H150V67H148ZM162 66H163V67H162ZM220 66H221L222 68H221ZM223 66H224V67H223ZM225 66H226V67H225ZM236 66H237V68H235ZM243 66H244V67H243ZM247 66L249 67V69H250L251 67H252V68L249 70ZM9 67H11V70L13 69V70H12V73L9 72V70H10ZM13 67H14V68H13ZM130 67H131V68H130ZM139 67H140V68H139ZM201 67H202V68L204 67V68H203L204 70L201 69ZM241 67H242V68H241ZM245 67H246V68H245ZM94 68H95V69H94ZM122 68H123L124 70H122ZM141 68H142V69H141ZM171 68H173V67H171ZM171 68H170V69H171ZM226 68H227V69H226ZM243 68H244V70H243ZM15 69H16V71H15ZM18 69H19V70H18ZM93 69H94V70H93ZM112 69H113V68H112ZM130 69H131V72H129ZM139 69H140V70H139ZM143 69H145V70H143ZM147 69H148V70H147ZM152 69H153V70H152ZM156 69H157V70H156ZM173 69H174V68H173ZM196 69H197V70H196ZM225 69H226V71H225ZM231 69H232V70H231ZM245 69H246V70H245ZM17 70H18V71H17ZM40 70H38V71H40ZM42 70H43V69H42ZM120 70H121L122 72H121ZM142 70H143L144 72H142ZM146 70H147V71H146ZM154 70H155V71H154ZM199 70H200V71H199ZM230 70H231V72H230ZM152 71H153V73H152ZM202 71H203V73H201ZM213 71H214L215 73H213ZM219 71H220V70H219ZM248 71H249V72H248ZM8 72H9V74H10V73L12 74L13 79H7V78L10 77V75H11V74L9 75ZM14 72H15V73H14ZM93 72H92V73H93ZM145 72H147V73H145ZM169 72H170L171 74H168V75H167V73H166V74H165V77L168 76L167 79H172L171 77L175 74V72L172 71V70H170ZM169 72H168V73H169ZM198 72H199V73H198ZM211 72H212V75H211ZM235 72H234V73H235ZM244 72H247V74H245ZM262 72H263V71H261V73H262ZM13 73H14V74H13ZM41 73H43V72L41 71ZM120 73H121V74H120ZM127 73H129V74H127ZM194 73H195V74H194ZM196 73H197V74H196ZM204 73H205V74H204ZM232 73H233V72H232ZM18 74H19V75H18ZM51 74H53V73L50 72L49 75L51 76ZM116 74H117V75H116ZM119 74H120V75H123V74H124L125 76H126V74H127V76H126V77H125V76H124V77H120V76H118ZM134 74H136V75H134ZM172 74H173V75H172ZM200 74H201L202 76H201ZM203 74H204V75H203ZM242 74H244V75H242ZM263 74H264V72H263ZM8 75H9V76H8ZM21 75H22V76H21ZM45 75H46V76H45ZM49 75L46 74V73H45V74H41L40 76H39V75H36L37 77L39 76V79H44L45 81H44V80H42V81L40 80V81H39V79H38V81H37V78H36V76H35V79H34V78H33V79H34L36 82H34V80H32V82L36 83V85L34 86V84H33V86H32V82H31V84H30V87L32 86L31 89H29L30 87H27L26 90H27V91L32 90V92H33V90L36 89L35 87H37L38 83H39V84L41 83V84L43 85V81H44L45 83H46L47 81H49V80H48V79H50V78H49V77H50ZM53 75H54V74H53ZM55 75H56V74H55ZM96 75H98V74H96ZM96 75H95V77H94V74H92V78H93V79L101 78V76H102L103 74H99V77H97ZM130 75L132 76V78H131ZM156 75H157V73L155 74V79H156V80L154 79V76H153V75H152V76L149 75L150 78L153 77V79H151V80L149 79V76L147 75L148 78L145 80L146 82H144V80L142 79V80H143V83H146V84H143V87H142V88L145 89V91H143L144 89H142L143 92H142V93L140 92V97H144V96H145L144 99L142 98V100H141V104H142V106H144V107H149V103H148L147 99H148V100L151 99V91H150L151 89H150V88H151V87H152V88H155L154 86H157V84L159 83V81H158V77L156 78ZM169 75H170V76H169ZM171 75H172V76H171ZM246 75H247V76H246ZM15 76H17V77H15ZM19 76H20V77H19ZM43 76H45V77H43ZM47 76H48V78H47ZM174 76H175V75H174ZM191 76H192V77H191ZM193 76H194L195 78H194ZM203 76H204V77H203ZM210 76H211V77H210ZM242 76H243V78H245V82H244V79L242 78ZM244 76H245V77H244ZM3 77H4V78H3ZM14 77H15V78H14ZM115 77H116V78H115ZM118 77H119V78H118ZM209 77H210V78H209ZM53 78H54V77L52 76V79H53ZM113 78H115L116 80L113 79ZM121 78H122V79H121ZM130 78H131V79H130ZM141 78H140V79H141ZM205 78L208 79L207 82L205 81ZM228 78H229V77H228ZM14 79H15V80H14ZM19 79L22 80L20 83H18V82H19V81H18ZM46 79H47V81H46ZM52 79H51V80H52ZM193 79H194V80H193ZM201 79H202V80H201ZM211 79H212V78H211ZM226 79H227V78H226ZM242 79H243V80H242ZM9 80H11L12 83L9 84ZM51 80H50V81H51ZM122 80H123V81H122ZM147 80L149 81V83L147 82ZM153 80H154V81H153ZM198 80H199V82H198ZM227 80H229V79H227ZM16 81H17V83H13V82H16ZM121 81H122L123 84L120 83ZM152 81L155 82V83H153ZM193 81H194V82H193ZM204 81H205V83H206L208 86L204 83ZM1 82H2V83H1ZM4 83H5V84H4ZM6 83H7V84H6ZM50 83H52V82H50ZM243 83H244V84H243ZM11 84H12V85H11ZM15 84H17V87H15ZM41 84H40V85H41ZM148 84H150L151 87H150ZM152 84H153V85H152ZM155 84H156V85H155ZM203 84H204V85H203ZM2 85H3V86H2ZM5 85H6V86H5ZM42 85H41V86L38 85V89L41 88ZM145 85H146V86H145ZM147 85H148V86H147ZM202 85H203V87H202ZM243 85H244V86H243ZM7 86H8V87H7ZM12 86H14V87H12ZM2 87H3V88H2ZM9 87H10V88H9ZM18 87H19V88H18ZM33 87H34L35 89H33ZM149 87H150V88H149ZM207 87H208V89H207ZM5 88H6V89H5ZM11 88H13V92H14V93L11 94V95H9L10 93H8L7 90H8V89L10 90ZM15 88H16V89H19V90H16ZM43 88H44V86H43ZM43 88L39 89V90H41L40 92H37L38 89H36L35 92L42 94L41 92L44 90ZM146 88H147V89H146ZM14 89H15V90H14ZM28 89H29V90H28ZM194 89H195V90H194ZM196 89H197V90H196ZM4 90H3V91H4ZM9 90H8V91H9ZM146 90H147L148 92H147ZM193 90H194V92H193ZM199 90H200V91H199ZM201 90H202V91H201ZM204 90H205V91H204ZM207 90H208V91H207ZM15 91H16V92H15ZM27 91H26V92H27ZM205 92H206V93H205ZM18 93H17V94H18ZM28 93H29V92H28ZM33 93H34V92H33ZM37 93H35V94L38 96ZM44 93H45V90L43 91V95H44ZM143 93H144V94H143ZM199 93H200V94H199ZM201 93H202V94H201ZM252 93H253V94H252ZM17 94H16V95H17ZM35 94H34V95H35ZM40 94H39L38 97H37L36 95H35L34 97H36V99H37V98L39 99V97L41 96ZM141 94H142V95H141ZM8 95H9V96H8ZM202 95H203L204 97H203ZM235 95H234V96H235ZM249 95H250L251 97H252V95H253L254 98L252 97V99H250V98H249V97H250ZM197 97H198V99H197ZM200 97H202V98H200ZM1 98H0V100H2ZM18 98H17V99H18ZM40 98H41V97H40ZM17 99H15V100H17ZM162 99H168V98L165 97L164 95H162ZM201 99H202V100H201ZM236 99H237L238 101H236ZM256 99H257V101H256ZM3 100H2L1 102H3ZM262 100H263V101H262ZM199 101H200V102H199ZM235 101H236L237 103H236ZM258 101H259V102H262V103H259ZM203 103H204V105L206 106V109H205L204 107H202V106H204ZM238 103H241V104L238 105ZM242 103H243V104H242ZM24 104H25V106H26L27 108L24 106ZM30 104L32 105V103H29V102H28V103L23 102V104H22V103H21V104H18V106H16L17 108L15 107V109H14V108H11V109H12V110H11V109L9 108L11 111L8 109V111L6 112L5 115L3 114L5 111L2 113V114L4 115V118H6V117L9 118V117H10V118L8 119V122H7V123H6L7 118H6V121L3 119V121H1L2 123H0V126H1V125L3 124V122L5 121L6 124L4 123L3 126L5 125L4 127H6V125L8 126L10 123L12 124V122L18 117V114H19V112L21 111V109L24 110V111L22 110V111L20 112V114H19V117H20V119L22 120V122H19V121H20V120H19V117H18V120H19V121H17V122L15 121V125L17 124V125H19V126H15V125L13 124V125L15 126V129H17V127H18V128H22V129H18V131L22 130V131H20V132H21L20 134L18 133L19 135H18L17 133H15V134H17V136H16L17 138H15V139H14V138H11L10 133H11L12 130L10 131V128H5V129H4V128H2L3 126L0 127V131H1V133H2V131H3V130H1V128L4 129V131L9 129L8 132H7V131L3 132L4 134L7 132V136H6V134L4 135L6 138L3 137V138L6 139V141H7V140L9 139V137H10V142H13V141L15 140L14 142H15L16 144H17V143H19V144L21 143V144H22V142H19V141H22V140L25 138V137H23V136H26L27 133H29V132L32 131V130H35V127H32V126L35 125V123H36V121H34V120H36L35 118H36V117L39 118V116H37V114H33V115H34V116H33V115H31V113H33V112H28V111H33V110H34V111H36V110L38 111V109L40 108V107H39L40 104H39L38 106H37V105H34V106H33V107H35V108H38V107H39L38 109L32 108V106H31ZM34 104H36V103H34ZM37 104H38V103H37ZM199 104H200V105H199ZM236 104H237V105H236ZM258 104L260 105V107H259ZM201 105H202V106H201ZM255 105H257L258 108H256ZM36 106H37V107H36ZM197 106L199 107V109H198ZM236 106H238V107H236ZM245 106H246V105H245ZM261 107H262V108H261ZM18 108H19V110H18ZM24 108H25V109H24ZM31 108H32V109H31ZM195 108H197V109H195ZM207 108H208V110H209L210 112L207 110ZM212 108H213V110H214L213 114L211 113V112L213 111ZM237 108H239V109H237ZM242 108H243V107H242ZM28 109H29V110H28ZM258 109H259V110H258ZM261 109H263V110H261ZM17 110H18V111H17ZM205 110H206V111H205ZM211 110H212V111H211ZM236 110H237V111H236ZM260 110H261V112H260ZM12 111H13V112H12ZM16 111H17L18 113H17ZM196 111L199 112L200 114L197 113ZM232 111H233V112H232ZM201 112H202V113H201ZM208 112L212 114V117H211V114H209ZM230 112H231V114H230ZM258 112H259V113H258ZM16 113H17V114H16ZM23 113H24V114H23ZM34 113H35V112H34ZM204 113H205L206 115H205ZM8 114H9V116H8ZM10 114H11V115H10ZM12 114H15L16 116L14 115V116H15V117H14V116H12ZM25 114H26V115H25ZM28 114H29V116L31 115V116L34 117V118H32V117L30 116V118H32V120H33V124H32L31 119H30L31 122L28 121V120H29V119H28V117H29ZM193 114H194V113H193ZM203 114H204V115H203ZM224 114H223V115H224ZM249 114H250V115L252 114V115L250 116ZM202 116H203V117H202ZM209 116H210V117H209ZM217 116H218V115H217ZM233 116H234V115H233ZM12 117H14L15 119L12 118ZM22 117H23L24 119H23ZM191 117H192V118H191ZM225 117H226V116H223V118H225ZM227 117H228V116H227ZM204 118L206 119V121H203V122H204V123H203L202 120H205ZM13 119H14V120H13ZM190 119H191V120H190ZM200 119H202V120H200ZM12 120H13V121H12ZM23 120H24L25 122H23ZM188 120H189L190 122H192V123H193V120H194V123L191 124ZM9 121H10V123H9ZM27 121H28L29 123L26 124ZM37 121H38V119H37ZM112 122H113V123H112ZM114 122H116V121H111V123H109L108 125H104V124H96V123H94L95 125L92 124V125H93V129H92V125H91V124H90L91 126H90L89 124H87L89 128H88L87 126L84 125V126H82L81 130H78V131H79L80 133H86V131H88V132H87L88 134H87V135L85 134V136H87V137H88V135L90 134L89 132H91V131H90L91 129H92L93 131H94V130H95V131H98V129L101 130V128H102L101 131H103V132H107V131L110 132V130H112V129L115 127V126H114V124H115ZM184 122H185V124H187V125H186L187 127H186L185 125H183ZM186 122H187V123H186ZM201 122H202L203 124H202ZM13 123H14V122H13ZM30 123L32 124L31 127H30ZM180 123H181V124H180ZM11 124H10L9 126H11V128L14 129V128H13L14 126L11 125ZM24 124H26V125H24ZM201 124H202V127H200ZM22 125H23V127H21ZM27 125L31 128V130L29 129V127H27ZM96 125L99 126V127H96ZM100 125H101V126H100ZM190 125H189V127H190ZM199 125H200V126H199ZM258 125H259V126H257L256 129L259 128V130H257V131H259V132L256 133V134H257V135H256V140H257L258 142H263V143H264V132H263L264 128L262 127V124H258ZM9 126H8V127H9ZM178 126H179V130H176V129L178 128ZM184 126H185V127H184ZM206 126H207V128H208V126H209L208 129H210V126H212L211 129H210V131H209L208 129L206 130ZM237 126H238V125H237ZM237 126H236L237 129H239L240 127H241V129L236 130V128H235V130H233V131H234V134L237 133V132H241V131H243V127H242V126H240V127H237ZM90 127H91V129H90ZM189 127H188V128H189ZM23 128H24V129H23ZM87 128H88V130H86ZM105 128H106V130H105ZM109 128H111V129H109ZM200 128H201V130H200ZM28 129H29V130H28ZM89 129H90V130H89ZM96 129H97V130H96ZM107 129H108V130H107ZM262 129H263V130H262ZM25 130H26V132H27V133L25 132L26 135H22V134H25V133H24ZM204 130H206V131H204ZM212 130H213V129H212ZM13 131H16V132H17V130H13ZM13 131H12V133L14 134ZM35 131H36V130H35ZM65 131H67V130H65ZM93 131L91 132V134L93 133L94 136H95V135L97 136V134H98L99 132H96V133L94 134ZM176 131H177V132H176ZM208 131H209V132H208ZM257 131H256V132H257ZM9 132H10V133H9ZM59 132H60V134H59ZM59 132H58V133H57V132H55V133H54V132H51V133H47V132H46V133H44V134H43L42 132H41L40 134L38 133L37 136H36V135L34 136L35 138H32L31 140H28L29 142H27V141L23 142V144H24L25 146H24V145H21V144H20V145L18 144V146H19V147H18L15 143H11V145H13V149H16L14 146H16V147L18 148V149L15 150V151H14L13 149H11V151L13 150V151H12V155H11V154L9 155L8 153H7L8 156H6V154H3V155H2V154H1V151H2L3 148H0V150H1V151H0V154L2 155V156L0 155V158H1V157H2L3 159L5 158L4 161H3L2 159H0V161L5 162V164H6V166H5V164H4L3 162H2V163L0 162L1 165H2V164L4 165V166L2 165V167H1V165H0V169H3V170H4V169H7V168H8V170H4V171H6L5 173H3V172H4L3 170H1V172L3 171L2 173H3L4 175L0 172V179H3V180L1 181V182H3V183H1V185H2L1 187H2V188H0V189H2L3 191H5V192H4V193H5V194H4L5 196L3 195L4 198L1 197V196H2L1 193H3L2 190H1L2 192L0 193V195H1L0 197L2 198V202L0 201V204H2V203H3V200H4V203H3L2 205H0V211H1V210L3 211V207H4V206L7 207V205H5V203H6L7 200H9V197H8V196H10V199H11V200H9V201H10V203H11L13 206L17 205L18 202H19L18 204H20L19 207H16V208L13 207V208H14V209H13V208H10V207H9V206H11V205H10L9 202L7 201V202H8V205H9V206L6 208V209H7V213H8L9 211H11V212L14 211V213H16V214H15V215H11V217H10V218L13 217L14 219H13V218H12V219L9 218L10 214H12V213L9 212V215H8V214L5 212V209H4V212H5L6 214L3 213V212L1 211V213H3V214H1V215L4 216V218L0 215V216H1V218H0V219H1V220H0V223H1L2 221L4 222V220L7 219V220H5V221H7V223H8V222H9V223L7 224L6 222H4V225H5V224H7V225L10 224V225H11V228H10V227L8 228V227H6V225L4 226L3 223H1V226L3 225L4 227H6L5 230H4L3 227H0V228H2V229H1V232L4 233V234H6V235H3L2 233H0V234H2V235L4 236L3 238H0V241H1V243H0V244H1V245H0V253H1V254H0V255H2V256H0V257L2 258V257L4 256L5 258L3 257V259L6 260V261L3 260L4 262L2 261V262H1L2 264H3V263H4V264H7L6 262H7L8 259H9V262L12 261V259L14 260V259L16 258V257H14V254H16V252H17L16 255H18V251H17V250L15 251L16 247H15V248H12L11 251L9 250L11 253H9V251L7 250V253H8V254H7V253L5 252V245H4V246H2V245H3V244H6V243H8V245H9V243L13 244V243H15V240H16V243H17V242L19 243L20 241H23V240L25 239L26 235H27V231H31V230L35 229L36 227H39V226H40V228L38 229L39 231L37 232V235H38V236H41L42 234H43V236H44V235H45V236L48 235L47 238H49V237L51 236V238L46 239L47 241H48V240H52V241H53L52 237L54 236L53 238H55V237H56L55 234L57 235L58 232H59V234H61L64 230H66V227H68L67 229L70 231L71 234L68 232L69 235H67L68 237H65V238H69V239H67V241H69V240L72 241V240H74V238H75V241H73V243H74V242L76 243V241L79 240V238H80L81 235H82V237H83V236L87 237L88 234H90V231L92 232L93 230H96L98 225L95 226V224H97V223H99V226H100V227L98 226L99 230L97 229L96 233H94V234L96 235L97 233H100V235H101V233H103L104 230L107 231L108 229H110V231L108 230V231L110 232V238L112 237V235H116V234L120 233L124 228H126L128 225H130L129 223H133V221H140L139 224L142 226V228H141V229H138V230L142 231L143 233H147V232H152V233H154V234H157V233H165V232H167V231L171 228L172 224H170V223L167 222V220L170 219V217L167 215V212H168V211H130V212H129V211H127L128 208H127L126 206H122V208H124V216H123V220H122L121 222L119 221L118 223H116V222H115V223H112V222L110 221V226H106L107 229H104V228H105V226H104L105 224L103 225V223H102V222H105V223H106V221H102V222H101V221H98L97 219H96V221H98V222H95V220H94V221L91 222V223H92L91 226H88V228L86 227V228L88 229L89 232H86V228H85V227H81V228H77V229H76V228H69V226L71 225V223H73L74 220L78 219L80 216L85 215V212H86V214H87V212H88V213H91V212H94L92 209L97 210V209H101L103 206H105L106 203H104V202L106 201V199H109V197H110L109 194H110V192H111L110 190H111V189H114V188L112 187L113 185H111V184H106L107 187H105L106 185H104L105 188L102 187V190H101L100 188H98V189L96 188V189H97V190H96V194H97V195L95 194V192L92 193V191H91V192L89 193L90 195L88 194L89 197L87 196V197H84V198H83V200L86 198V199H85L86 201H85V200H84L83 202H81L82 200H81V201H78V202H81V204H79V203H77V201L74 200V197H73V198L71 197V196H73V195L68 194L69 197H68L67 199L65 198L67 194H66V195H65V194L62 195V194H63V190H64L63 188H65V187H64L65 184H64V182H62V181H65V182L67 181L66 184L68 185V183H69L70 180H71L70 178L67 180L68 177H67V178H66V177L64 178L63 176H62V177H58V176H57V177H53V178H56L57 180H56V179H53V180H51V181L49 180V182H48V178H49L48 176H49V175L46 174V173H47V170H48L47 167H49L48 165H49L52 161H53V162H54V161L56 162L55 158L57 159L58 157L62 156L63 154L66 153V151H69V150H72V149L76 148V145H75L74 147L71 146V144L73 145V144L75 143V141H76V143L78 142L79 144H77V145L80 146V145H82L83 143H85V142H83V139L87 138V137H85V138H84V137H79V140H80V141H79V140L76 138L78 132H77V133H74L73 130L71 131V135H70V134H69L68 136L66 135V136H67V137H66L64 134H66V133H70L69 129H68L67 132H64V131H59ZM61 132L63 133V135H62ZM75 132H76V131H75ZM173 132H174V133H173ZM175 132H176V133H175ZM203 132H204V133H203ZM206 132H207V133H206ZM8 133H9V134H8ZM52 133H53V134H52ZM72 133H74V134H76V135H74V134H72ZM13 134H11L12 137L14 136ZM45 134H47V135H45ZM91 134H90V135H91ZM204 134H205V135H204ZM259 134H260V135H259ZM58 135H59L60 137H59ZM61 135H62L63 137H62ZM90 135H89V136H90ZM258 135H259V137H258ZM8 136H9V137H8ZM19 136H20V137L22 136V139H21ZM38 136H39V137H38ZM43 136H44V137H43ZM48 136H49V137H48ZM64 136H65V138H67V139H65ZM74 136H76V137H74ZM94 136L91 137L92 139H90V137H89V139L87 138V140H92V141H93V140L96 138V136H95V137H94ZM7 137H8V138H7ZM14 137H15V136H14ZM69 137H71V138L74 137L75 139H74V138L71 139V138H69ZM203 137H205V139L207 138V139H206L207 141H206ZM211 137H212V138H211ZM93 138H94V139H93ZM208 138H209V139H208ZM210 138H211V139H210ZM216 138H217V139H216ZM5 139L3 140L4 143L6 142ZM12 139H13V140H12ZM18 139H19V140H18ZM33 139H34V140H33ZM37 139H38V140H37ZM43 139H44V140H43ZM60 139H61L62 141H63V139H64V140H67V142L69 141V144H70V145H69L67 142H65V141H64L65 144H66V143H67V144L65 145V144L63 143V145H65V146H67V147L70 146L71 149L66 150L67 148H66L65 146H63L64 149L66 148V149H65V152H64V153H63V152H60V151L63 150V148L61 147V145H62L61 143H62V142L60 141ZM68 139H69V140H68ZM70 139L72 140V142H70V141H71ZM76 139H77V140H76ZM81 139H82V140H81ZM213 139H214V140H213ZM215 139H216V141H215ZM11 140H12V141H11ZM24 140H25V139H24ZM74 140H75V141H74ZM210 140H211L212 143L210 142ZM17 141H18V142H17ZM31 141H32V142H31ZM51 141H52V142H51ZM73 141H74V143H73ZM85 141H86V139H85ZM200 141H201V142H200ZM7 142H8V141H7ZM35 142H37V143H35ZM42 142H43V143H42ZM45 142H46V143H45ZM48 142H49V143H48ZM82 142H83V143H82ZM87 142H88V141H86V143H87ZM202 142H203V143H202ZM26 143H27V144H28V143H30V144L32 143L33 145H30V144H29V147H28V146H26ZM47 143H48V144H47ZM52 143H53V144H52ZM58 143H59V145H58ZM76 143H75V144H76ZM214 143H215V144H214ZM216 143H218L219 145L216 144ZM5 144H6V143H5ZM7 144H9V142H8ZM37 144H38V146L35 147V145H37ZM41 144H42V145H41ZM45 144H46L48 147H47ZM11 145L9 144L10 147H11ZM54 145H55V146H54ZM56 145H57V146H56ZM0 146H1V145H0ZM2 146H3V145H2ZM20 146H21V147H20ZM49 146H50V147H49ZM141 146H142V145H141ZM141 146H139V147H140V148H139L140 150L137 151V152H141V153L143 154V157H142V156H141V157H138L139 161L136 160V159H137V156L141 155V154L138 153V155H137L136 157H134V159H133L134 162H132V163H136L137 161H138V162L143 161L144 158H145L144 156H146V159H147V158L149 157V154L151 155L149 158L153 159L154 161L151 160V159L149 160V158H148V160L145 159V160H146L145 162H141V163H139V164H142V163L144 164V165H142V167H141V165L139 166L140 169H139V167H138V165H139L138 163H137L136 165H135V164L133 165L132 163H131V164L128 163L127 165H128V166L131 165V167L134 166L133 168H135V169L138 167V168H137L138 170L136 169V171H138L137 174H138V173L141 174V171H142V170L145 171V169H143V168H146V167H147V169H149V171H147V169H146V171H145L146 173H145L144 171H142V174L145 173L146 176L149 174V175H150V176L148 175V176H149V179H150L151 174H152V172H151L152 169L150 168V167H151V165H150L151 163H150V164H149V163L147 164V162H148V161H149V162L152 161L154 164H155V163H156V164H159V162H157L158 159L155 160V158H156L157 156H159V157H157V158H160V156L163 157V158L161 157L158 161H163L164 158H167L166 160H164V162L167 161V162H168V166H167L166 163H164V162H162V163L160 162V165H158L159 167H161V164H162V165L165 164V166H166L167 168L163 165V166L161 167V168H163V169H164V168H165V169H169L170 167H171L170 169H172L173 166H175V165H176L177 163H179L180 161H181V162H182V161H185V160H180V161H179V159H181V158H175V159H174L173 156L170 157L169 155H167V151H164L163 153L161 152V153H159V154H155V153H154V150H152V149H150V148L147 149V148H144V146H142V147H141ZM213 146H215V147H213ZM216 146H217V147H216ZM40 147H41V148H40ZM44 147H45L46 149H44ZM59 147H61L62 149L59 148ZM209 147H210V148H209ZM11 148H12V147H11ZM36 148H37V149H36ZM55 148H56V149H55ZM68 148H69V147H68ZM137 148H138V147H137ZM142 148L145 149V150H143ZM29 149H30L31 151H30ZM39 149H40L41 152L39 151ZM42 149H43V150H42ZM47 149H49L50 151H49V150L46 151ZM57 149H58V150H57ZM59 149H60V150H59ZM146 149H147V150H146ZM209 149H210V150H209ZM55 150H56V151H55ZM141 150H143V151H141ZM149 150H150V151H149ZM151 150H152V151H151ZM17 151H18V153H17ZM29 151H30V152H29ZM36 151H37V152H36ZM42 151H43V152L45 151V152H44L45 154H44ZM53 151H54V152H53ZM63 151H64V150H63ZM147 151H149L150 153L147 152ZM2 152H3V151H2ZM13 152H14V154H13ZM31 152H32V153H31ZM39 152L41 153V155H40V156H41V157H40L41 161H42V159L44 158L45 160L43 159V161L46 162V159H47L48 156H49L50 159H47V160H50V161H47L46 163H44V162L42 163L40 160L37 161V160L39 159V157H38V159H36V158L33 157V155H34V154H38ZM48 152H50V153H48ZM58 152H59V153H58ZM201 152H202V153H201ZM16 153H17V155H16V157H15V154H16ZM33 153H34V154H33ZM90 153H91V154H90ZM211 153H210V154H211ZM53 154H55V155H54L55 157L53 156ZM60 154H61V155H60ZM88 154H89V155H88ZM88 154H87V153H84V155H87V156H84V157H86V159H89V160H86L85 163L88 164V165H91V170H90L91 172L94 171V173H97V172L99 171V170H98L99 168H98L97 165H94L95 161L92 160V159H93V154H94V153L90 151V152H88ZM144 154H145V155H144ZM20 155H21V156H20ZM26 155H28V156H26ZM44 155H45V156H44ZM50 155H51V157H54V158H51ZM58 155H59V156H58ZM154 155H155L156 157H155V158H152V156H154ZM9 156H10V157H9ZM25 156H26V157H25ZM43 156H44V157H43ZM57 156H58V157H57ZM90 156H91V159H90ZM203 156H204V157H203ZM29 157H32V158H29ZM42 157H43V158H42ZM45 157H46V158H45ZM88 157H89V158H88ZM168 157H170V158H168ZM16 158H17L18 160L20 159L19 161H20L21 163H23V165H22L21 163L18 164V165L21 164V165H20L21 167L19 168L20 171L18 170L19 172L16 173V174H18V175H19V174L22 175L21 177H18V178H17L18 180L24 178L23 180L19 181V183H16V182H18V180L15 179V178H16V174H15V175H11V174L9 173V172H11V171H9V169H10L9 167H11V164L13 165V162H17V161H18V160H16ZM23 158H24L25 160L27 159V160L25 161V167H24V162H23L24 159H23ZM171 158H172V161H173V162L177 160L176 162L173 163V165H172V163L170 162ZM206 158H207V159H206ZM7 159H11V160H12L11 163H9L10 160L8 161ZM32 159H33V160L35 159L34 163H33V160H32ZM51 159H52V161H51ZM140 159H141V160H140ZM142 159H143V160H142ZM161 159H162V160H161ZM169 159H170V160H169ZM182 159H184V158H182ZM6 160H7L8 163L6 162ZM30 160H31L32 162H31ZM135 161H136V162H135ZM49 162H50V163H49ZM181 162H180L179 164H177V165H179V166L176 165V166L174 167V169H179L178 167H183V165H184V168H186V166H187V165H186V161L184 162V164H183V162H182V163H181ZM206 162H207V163H206ZM256 162H260V160H258V161H256ZM35 163H36V164H35ZM41 163H42V164H41ZM48 163H49V164H48ZM153 163H152V164H153ZM187 163H188V162H187ZM7 164H10V166H8ZM30 164H31V166H30ZM38 164H39L40 166H39ZM46 164H48V165L46 166ZM145 164H147V166H146ZM154 164H153V165H154ZM156 164H155V165H156ZM169 164H170V165H169ZM174 164H175V165H174ZM180 164H183V165L180 166ZM50 165L55 166L53 163H51ZM92 165H93V166H92ZM149 165H150V167L148 168ZM153 165H152V166H153ZM155 165H154V166H155ZM27 166H28V168H35V167L38 166V167L40 168V170L42 171V172L40 171V172L42 173V176H44V177L42 178V176L40 175L41 178L38 177V179L40 178L39 180L37 179V177H36V178H35V177H30V178H34V179H36L35 182H34L33 179H32L33 181L30 179V180H31V181H30V180H29V177H28V172H27V171H29V169L27 168ZM96 166H97V167H96ZM143 166H144V167H143ZM158 166H157V168H159ZM169 166H170V167H169ZM4 167H5V168H4ZM41 167H42V168H41ZM43 167H44V168H43ZM131 167L126 168L127 171H129L130 169L133 170V168H131ZM168 167H169V168H168ZM205 167H206V168H205ZM45 168H46L47 170H46ZM92 168H93L94 170H93ZM96 168H98V169H96ZM141 168H142V169H141ZM161 168H160V169H161ZM184 168H183V169H184ZM25 169H27V170H26L27 173L25 172ZM44 169H45V171H43ZM49 169H50V167H49ZM203 169H204V170H203ZM95 170H96V171H95ZM139 170H140V172H139ZM8 171H9V172H8ZM136 171H135V172H136ZM12 172L15 173V172H17V171H12ZM12 172H11V173H12ZM24 172L26 173L27 177H24V175H25ZM44 172H46V173H44ZM48 172H49V170H48ZM105 172H106V171H105ZM105 172H104V174H105ZM109 172H110V173H109ZM113 172H116V173L113 174ZM113 172L111 171V168H108V169H107V172H106L105 176L107 177V179L109 178L108 181H109V180H110V181L113 180V179H110V178H111V174H112V178H115V179L118 178L117 176H121L120 173L117 175V171H113ZM122 172H123V171H122ZM122 172H121V173H122ZM124 172H125V171H124ZM147 172H150V173L147 174ZM200 172H201V173H200ZM7 173L10 174V176H9V175H6ZM13 173H12V174H13ZM23 173H24V174H23ZM130 173H131V170H130ZM133 173H134V171H133ZM133 173H131L129 176L134 175ZM45 174H46V175H45ZM48 174H50V173H48ZM115 174H116V175H115ZM122 174H124V175H123L124 177L121 176V177H120L121 179H122V178L129 177V176H128V174H129L128 172H126L127 175H126L125 173H122ZM139 174H138V176H139ZM142 174H141V176H139L138 178H137L136 176H135V177H134V176H131L132 178H131V177H130V178H127V180H128V181H129V180L132 181V179L134 180V179L137 178L135 181H138V182H139L140 179L143 178V180L140 181V182H141L140 184L142 185V186H141V185H140V186H141L142 188L139 186V184H138L137 182H136V184H137L138 187H140V188H139V189H141L140 191L145 190L144 192L147 193L146 191H148L149 188H150L152 185H154V184H152V182H151L152 185H149V186H148V183H150L151 180L147 179L148 176L146 177L145 174H144V175H142ZM205 174H206V176H205ZM2 175H3V177H2ZM18 175H17V176H18ZM125 175H126V176H125ZM8 176L11 177L12 179L10 180L9 178H7ZM53 176H55V175H53ZM109 176H110V177H109ZM115 176H116V177H115ZM143 176H144V177H143ZM47 177H48V178H47ZM140 177H141V178H140ZM145 177H146V178H145ZM176 177H177V178H175V181H176V182L178 181V184H181V182H180L181 180L178 178V176H176ZM26 178H27V180H28L29 182L26 180ZM46 178H47V180H46ZM144 178L147 180V182H145L146 180H145ZM13 179H14V180H13ZM43 179H44V180H43ZM51 179H52V178H51ZM62 179H63V180H62ZM164 179H165L164 177L156 178L157 181H163ZM176 179H177V180H176ZM25 180H26L27 182H25ZM37 180H38V181H37ZM58 180H60V181H58ZM203 180H205V182H203ZM6 181H7V182H10V181L12 182V181H13V182H15L16 184L12 182L11 184H13V185H9V186H7V182H6ZM23 181L25 182L24 184L21 183V182H23ZM41 181H42V182H41ZM43 181H45V182H43ZM52 181L56 183L55 187H54V184H52ZM56 181H57V182H56ZM148 181H149V182H148ZM32 182H33L34 184H33ZM37 182H38V183H37ZM46 182H47V183H46ZM58 182H59V183H58ZM142 182H144V184L146 183V185H144ZM179 182H180V183H179ZM4 183H6V184L3 185ZM41 183H42V184H41ZM48 183H50V185L52 184V186L48 185ZM57 183H58V185H57ZM198 183H199L200 185H199ZM8 184H10V183H8ZM17 184H18L19 186H21L23 189H24V187H25L26 185H28V187H27V186L25 187V189H24L25 192H24V193L27 194V195L25 194V196H28V194L30 193V195H31V196L29 195V196H30V199H32V197H35V195H36L37 193H39L38 190H40L42 186L45 188V186L48 185V186H49V187H48V190H47V187H46V189H43V191L45 192V194H44L43 192L39 193L40 195L42 194V196L45 195V196H43L45 199H44L43 197H41L39 194H37V195H39V196H38V197H39L38 200H40L39 202H42L43 200H45V202L43 201L42 203L39 204V207H37V206L35 207L34 204H35V205H38V201H37L36 198H35V199H32V200L29 199V201H28V200H27L28 198L26 199V197L24 196V193H23V196H24L25 198H24L23 196H21L22 194H21V195L17 194V196H20V197H23L24 199H26V200H25L26 202H25V204H24V202H23L24 199H23V198H21V199H23V200L21 201V200L19 199L20 197L17 198V197H15L16 194H13V192L15 193V192H17L18 189H20V188L18 187ZM20 184L25 185V186L23 187V186L20 185ZM29 184H30L31 186H29ZM35 184L37 185L36 187H35ZM44 184H45V185H44ZM46 184H47V185H46ZM59 184H60V185L62 184V185L60 186ZM203 184H204V186H202ZM14 185H15V186H14ZM16 185H17V186H16ZM32 185H33L35 188H34ZM38 185H39V186H38ZM108 185H109V187L111 186L110 189H109ZM11 186L13 187V190H14V188L16 187L14 191L11 189V188H12ZM40 186H41V187H40ZM56 186H57V188H56ZM59 186H60L61 188L63 187V188L61 189L62 192H61V190H59V189H60ZM65 186H66V185H65ZM5 187H6V188L9 187L10 190H8V189H7V190H6V189L4 190L3 188H5ZM31 187H32V189H30ZM37 187H38V190H37ZM43 187H42V188H43ZM50 187H51L54 191H52V189H50ZM53 187H54V188H53ZM146 187H148V188H147V189H144V188H146ZM17 188H18V189H17ZM22 188H21V189H22ZM28 188H29V189H28ZM39 188H40V189H39ZM151 188H153V187H151ZM203 188H204V189H203ZM21 189H20V190H21ZM23 189H22L21 191L18 190L17 193H22ZM27 189H28V191H27ZM55 189H57V190H55ZM103 189H104V190H103ZM142 189H143V190H142ZM198 189H199V190H198ZM11 190H12V193H11ZM35 190L37 191V193H35V195H34V193H32V192H34ZM46 190H47V191H46ZM49 190H51V191L49 192ZM94 190H95V189H93V191H94ZM150 190H152V189H150ZM150 190H149V191H150ZM7 191H8V192L10 191V193H6ZM29 191H30V192H29ZM41 191H42V190H41ZM55 191H56V192H55ZM109 191H110V192H109ZM149 191H148V196L150 195V194H149ZM197 191H198V192H197ZM203 191H204V192H203ZM48 192H49V195H51L50 197L53 198V199L51 198V199L53 200V202H52V200L50 199V197L47 196V195H48V194H47ZM53 192H54V193H53ZM104 192H105V193H104ZM150 192H152V191H150ZM202 192H203V193H202ZM50 193H51V194H50ZM55 193H56V194H55ZM60 193H61V194H60ZM91 193L94 194V198H93V195H91ZM152 193H153V194H152ZM152 193H151V195H150L148 198H147V194H146V200L148 201V204L150 203V205H152V206L154 207L155 204H157V202H160V200H161V198H162L161 196L167 194L168 192H165V191H164V193H159L161 196L158 195V193H156L157 195H155L154 192H152ZM200 193H201V194H200ZM32 194H33V196H32ZM52 194H53V195H52ZM99 194H102V195L100 196ZM104 194H105V195H104ZM107 194H108V195H107ZM6 195H7L8 198L6 197ZM11 195H13V197H12ZM56 195H57V196H56ZM58 195H59V196H58ZM61 195H62V196H61ZM70 195H71V196H70ZM95 195H96V197H95ZM98 195H99V197H98ZM29 196H28V197H29ZM46 196H47V197H46ZM53 196H54V197H57V198L59 197V198H58L59 201L56 200L57 198L55 199ZM90 196H91V199H90ZM104 196H105V197H104ZM117 196H119V198H118ZM120 196L123 197L124 195H122L121 193L119 194L118 192L115 193V195L112 194L111 200H112L113 198H116V197H117L116 199H113V201L115 200L116 203H118V202L120 201V199H122V200L125 199V197L121 198ZM5 197L7 198V200H6ZM14 197H15V200H16V201H17V199H19V201H17V202L14 201ZM70 197H71V198H70ZM159 197H161V198L159 199ZM174 197H175V196H173V199H174V200H175V199H176V200L178 199L177 201H178V203H179V199H180L181 197L178 196V195H176V198H174ZM223 197H224V199H226L227 194L224 193V194H223ZM238 197L248 198V196L237 195V196H234V197H230V198H229V201L232 202V201L236 200ZM16 198H17V199H16ZM46 198H47V199H46ZM62 198L66 199V200H64V199H62ZM95 198H96V199H95ZM103 198H104V199H103ZM12 199H13V201H12ZM48 199H50V201H49L50 203L47 202ZM54 199H55L56 202H57V201L59 202V203H58L59 205H57V203L54 201ZM60 199H61V200H60ZM69 199H70V202H68ZM72 199H73L74 201H73ZM87 199H90V200L87 201ZM93 199H95V200H97V201H95V200H93ZM98 199H99V202H98ZM118 199H119V200H118ZM148 199H149V200H148ZM153 199H155V200L158 199L159 201H158V200H156V201L154 200V202H153ZM181 199H182V198H181ZM181 199H180V200H181ZM203 199H204V198H203ZM34 200H36L37 203H36V201L34 202ZM67 200H68V201H67ZM122 200H121V201H122ZM150 200H152V201H150ZM20 201H21V203H20ZM31 201H33L34 203H32ZM60 201H61V202H60ZM62 201H63V202H62ZM64 201H65L66 203H64ZM71 201H72V202H71ZM90 201H92V202L90 203ZM102 201H103V202H102ZM15 202H16V203H15ZM54 202H55V203H54ZM75 202H76V204H75ZM87 202H88V203H87ZM109 202H110V199H109ZM199 202H201V203H199ZM237 202L240 203L239 200H238ZM13 203H14V204H13ZM22 203H23V205H22ZM28 203L31 205V210H30V206H28V205H29ZM60 203H62V204H60ZM63 203L66 204V205H64ZM68 203H70V204H74V206L76 205V207H77L78 209L75 208L73 205H71V206H72V208L77 209L78 211H77V210H74V209H71V206H70ZM83 203H84V204H83ZM86 203H87V204H86ZM93 203H94V204H93ZM96 203H97V204H96ZM103 203H104V204H103ZM6 204H7V203H6ZM26 204H28V205H26ZM42 204H43V205H42ZM49 204H50V205H49ZM52 204H54V205H52ZM55 204H56L57 206H56ZM67 204H68V205H67ZM101 204H103V205H102V207L100 208ZM153 204H154V205H153ZM210 204H214V203H213V202H210ZM3 205H4V206H3ZM25 205H26L29 209H28L27 207H26L25 210L23 209V211H22V212L24 213V214H23V213L21 212L20 209H21L22 207L25 208V207H24ZM41 205H42V206H41ZM46 205L48 206L47 208H46ZM51 205H52V206H51ZM80 205H81L82 207H81ZM83 205H84V206H83ZM98 205H99V206H98ZM21 206H22V207H21ZM40 206H41V207H40ZM43 206H44V208H43ZM49 206H50V208H49ZM61 206H62V208H61ZM68 206H70V207H68ZM97 206H98V207H97ZM11 207H12V206H11ZM20 207H21V208H20ZM53 207H54V208H55V207H56V208L59 207V209L61 208V210H64V211L62 212V211L59 210V209L56 210V208H55V209H52ZM65 207H66L67 210H69V211H67V210L65 211V209H66ZM79 207H80L82 210H85V211H82V213H81V209H80ZM86 207H87V208H86ZM1 208H2V209H1ZM33 208H34V209H33ZM41 208H42V209H41ZM69 208H70V209H69ZM90 208H91V210H90ZM36 209H39V210H36ZM40 209H41V210H40ZM79 209H80V210H79ZM87 209H88L89 211H86ZM19 210H20V212H18ZM26 210H27V211H26ZM262 210H263V211H244V210L240 211L239 208H233V209L230 210V211H226V212H225L226 214L224 213V214H225V216H224V219H225V220L220 219V220H218V221H211V222H209V223H207V222L205 223L203 219H201V218L199 219V218H198V214H199V212H200V214H201V211H187V212H186V211H170L169 214H170V216H171L173 219H175L174 224L176 225V226L174 227V228L176 229V232H175L174 234H172V239H171V240L168 239V240H167V241L161 246V248H158V247H156V246H155V247H151V246H149V247H146V248L143 249V248L138 244V245L140 246V247L138 246L139 249H138L136 252L132 253V255H128V256L125 257V256L123 255V253H122V254L119 255V256H110V258H111V262H113L112 264H118V263H116V262H121L122 264H150L151 261H152V256H153V255H158V256H160V262H159V264H264V250H260V249H264V248H262V247L260 246V243H262V241H263V238H262V236H263V232H261V233L251 232V230H252V228H253V226L251 225V224H252V223H251V218H254L253 215H254V214H257V213H261V214L264 215V209H262ZM15 211H16V212H15ZM28 211L31 212V213L29 214ZM34 211H35V212H34ZM59 211H60V212H59ZM26 212H27V213H26ZM36 212H38V213H36ZM40 212H42V213H40ZM67 212H68V213H67ZM77 212H80V213H78V214L80 215L79 217L77 216L78 214H76ZM18 213L21 214L22 216L19 215ZM39 213H40L41 215H40ZM56 213H57V214H56ZM25 214H26V217L29 216V215H30V216L32 215V216H31L32 218H30V216H29V218H28V220H27V218L25 217ZM35 214H36V215L38 214V215H40V216L37 215L36 217H34ZM74 214H75V215H74ZM82 214H83V215H82ZM224 214H223V215H224ZM6 215H7L8 217H7ZM16 215L22 217V219H23V217H24L23 220H24V222H25V223H24L25 226L22 224V222H23L22 219H20V218H18V217H17V219H16ZM23 215H24V216H23ZM33 215H34V216H33ZM72 215H73V216H72ZM94 215H95V214H94ZM94 215H91V217H93ZM136 215H138V216L136 217ZM140 215H141V217H144V218H142V219L139 218ZM145 215H146V217H148V216H149V217L146 218ZM5 216H6L7 218H6ZM14 216H15V217H14ZM2 218H3L4 220H2ZM33 218H35V219H33ZM58 218H59V219H58ZM65 218H66V219H65ZM69 218H70V219H69ZM8 219H9V220H8ZM15 219H16V222H13ZM29 219H30L31 223L33 222V225H35V226H32V225H31ZM40 219H41V220H40ZM52 219H53V220H52ZM63 219H64V220H63ZM94 219H95V217H94ZM155 219H156V220H155ZM17 220H18V221H17ZM54 220H55V221H54ZM72 220H73V221H72ZM19 221H20V222H19ZM50 221H51V223H50ZM52 221H53V222H52ZM60 221H62V222H61V225H62V227L64 228V230H63V228H61V225L59 226ZM64 221H65V222H64ZM69 221H70L71 223H69ZM11 222H12V223H11ZM54 222H55V223H54ZM58 222H59V223H58ZM148 222H149V224H151V225H148ZM248 222L251 223V224H248ZM14 223H16V224H15V225H17L16 227H14V226H15V225H13ZM36 223H37V225H39V226H37ZM38 223H39V224H38ZM53 223H54L55 226H57V228H55L54 225L52 226ZM57 223H58V224H57ZM64 223H65V224H64ZM66 223H68V224L66 225ZM93 223H95L94 226H93ZM202 223H203V224H202ZM19 224H21V225H19ZM28 224L31 226V228H29L30 226H28ZM42 224H43V225H42ZM48 224H49V225H48ZM12 225H13V226H12ZM46 225H47V226H46ZM63 225H64V226H63ZM65 225H66V226H65ZM122 225H124V226H122ZM205 225H206V226H205ZM27 226H28V227H27ZM49 226L52 227V229H51ZM92 226H93V227H96V228H94L93 230H90V229L93 228ZM101 226H104V228H102L103 230L101 229ZM125 226H126V227H125ZM201 226H202V227H201ZM12 227H13V228H12ZM24 227H27L26 229H28V230H26ZM33 227H35V228H33ZM59 227H60L61 229H59ZM120 227H122V229H121ZM203 227H204V228H203ZM14 228H15V229H14ZM84 228H85V229H84ZM40 229H41L42 231H41ZM58 229H59V230H58ZM72 229H73V230H72ZM74 229H75V230H74ZM80 229H81V230H80ZM82 229H84V230H82ZM100 229H101L102 231H101ZM3 230H4V231L7 230V231L4 232ZM14 230H15L16 232H15ZM25 230H26L25 233H24V232H21V233H22V234H21V233L19 232V231H25ZM55 230L57 231V233H56ZM61 230H63V231L60 232ZM71 230H72V231H71ZM78 230L80 231L79 234H78ZM11 231H13V232L10 234ZM48 231H50V232H48ZM54 231H55V232H54ZM75 231L77 232V235H78L79 238L74 237V235H76ZM81 231H83V232H81ZM118 231H119V232H118ZM43 232H44V233H43ZM52 232H53V234H52ZM73 232H74L75 234H74ZM93 232H95V231H93ZM93 232H92L91 234H93ZM116 232H117V233H116ZM197 232H198V233H197ZM7 233H8V236H7ZM16 233H17V235H16ZM39 233H40V234H39ZM41 233H42V234H41ZM47 233H49V234H47ZM81 233H82V234H81ZM83 233H85V234H87V235H85V234L83 235ZM9 234H10V235L13 234L14 236L16 235V236H15L16 238H13L14 241L12 240V237H14V236L12 235V236L10 237ZM24 234H25V235H24ZM51 234H52V235H51ZM72 234H74V235H73V239H71V238H72ZM80 234H81V235H80ZM91 234H90V235H91ZM94 234H93V235H94ZM198 235L200 236V239H201V237H205V239H204V240H200V241H198V240H199V236H198ZM0 236H1V235H0ZM5 236L9 238V239L6 238L7 240L10 241V239H11V241L9 242V241L5 240ZM19 236H20V238H19ZM43 236H41V237H43ZM45 236H44V238H46ZM69 236H70V237H69ZM1 237H2V236H1ZM17 237H18V238H17ZM21 237H23L22 240H21ZM44 238H43V239H44ZM197 238H198V239H197ZM3 239H4V240H3ZM18 239H19V240H18ZM55 239H56V238H55ZM55 239H54V240H55ZM44 240H45V239H44ZM46 240H45V241H46ZM81 240H82V239H81ZM81 240L77 241L76 244H75V243L73 244L71 241H69L68 243L71 242L72 245H76V246H78V245H79L78 242L80 243ZM6 241H7V242H6ZM47 241H46V242H47ZM52 241H50V244H51V243H52L51 245L55 244L54 242H56V241H54V242H52ZM2 242H5V243L2 244ZM48 242H49V241H48ZM6 245H7V244H6ZM8 245H7V246H8ZM1 246L4 248V250L1 248ZM54 246H55V245H54ZM38 247L40 248V251H38V250H39ZM136 247H137V244H136ZM138 247H137V248H138ZM42 248H43V246H42ZM42 248H41V245H39V246H37V245L34 246L33 249H38V250H36V251H38V253H39V252H40V253L38 254L36 251L33 250L32 254L35 255V256H37V254H38V256H39L40 254H41L40 256H44L45 254H43L44 251L41 250ZM116 248H117V247H116L115 243H114L113 241H111V244H110V252H112V251H113L114 249H116ZM17 249H18V248H17ZM2 250H3V251H2ZM12 250H13V252H12ZM2 252H4L5 255L2 254ZM34 252H36V253H34ZM41 252H43V253H41ZM12 253H13V255H12L13 257L10 256ZM33 255H32V256H33ZM9 256H10V258H8ZM6 257H7V258H6ZM11 258H12V259H11ZM10 259H11V260H10ZM42 259H44V258L42 257ZM254 259H258V260L255 261ZM65 260H66V262H67V259H64V261H65ZM55 263H56V262H54V263H52V264H55ZM48 264H49V263H48ZM56 264H59V263H56ZM60 264H61V263H60ZM98 264H100V263H98Z\"/></svg>", "mask_w": 264, "mask_h": 264}]
</instances>
